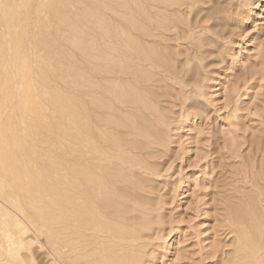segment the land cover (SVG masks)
Returning a JSON list of instances; mask_svg holds the SVG:
<instances>
[{
    "label": "rangeland",
    "instance_id": "rangeland-1",
    "mask_svg": "<svg viewBox=\"0 0 264 264\" xmlns=\"http://www.w3.org/2000/svg\"><path fill=\"white\" fill-rule=\"evenodd\" d=\"M114 1L115 0H17V1L0 0V15H1L0 22L1 21L5 22L8 19H12L13 24L16 23L14 25H17L16 27L19 28V30L16 29L15 31L17 32V34L19 33V35L23 38V40L24 39H27L29 41L35 40L32 43L30 42L32 45V46L30 45L31 46L30 51L32 50L31 53H33V54L30 53L31 55H33V57L32 56L30 57L32 58V64H34V60L36 58L37 62L35 61L36 64L34 65V67L39 68V67L44 66L43 67L44 69L46 67V69H48L46 70L48 71L47 72L48 75L45 73L46 71L44 70L43 73L45 75L42 73L43 78H45V76L48 77L50 75L49 77L51 79V80L49 78L47 79L50 82H47L46 79H45L46 82L43 81L45 85L47 84L46 86L44 85V89L47 92L45 91L46 92L45 93L43 91L44 98L42 97V101L46 102L45 106L47 107L44 106L43 107L44 109L42 108V111L47 110V113H45L44 111L43 112L45 114H42V115H39L37 113L39 111L38 110L39 107L37 106L40 100L37 101L38 99L37 98L36 99L37 102H36L34 98V101L37 104L33 106V108L36 107L37 108L36 110L38 111L33 110V113H36L35 117H34V114H32L31 115L32 117H31L30 115H28L29 113L26 116L27 117L30 116V117L27 118L25 116L26 121L31 119V122H34V124H36V130L37 129L38 130L37 132L35 131L36 135H34L32 130L30 129L31 127L29 126V124L30 125L33 124V123L32 124L30 123V120L28 121L29 123L27 124L30 128H28L27 126V128L25 129V126H24L25 123H23L24 121L20 122L18 118L13 116L10 109L9 108L7 109L6 106L8 105L10 107L11 102L9 101L8 97L6 98L4 97L5 94L3 92L7 88L10 89L9 87L10 81H5L4 76H2L3 74L0 73L1 75L0 76V79H1L0 86L2 87V90L0 89V96H1L0 104L3 105L2 107L0 105V107L2 108V110L0 108V118H1L0 119V129H1L0 130V134H1L0 135V150L2 151V152L0 151V156H2L5 159L6 158L8 159L13 154L12 152H10V150L14 152L19 151L18 154L17 152H16V155L13 154L15 157L11 158L12 160L8 159L9 163H7L8 161L4 162V164L8 168L0 164V188H1L0 189V264H66V263L67 264H77L78 262L80 264L83 262L84 264V261H86L87 263L88 262L91 263L90 261L91 259H93V261L95 260L94 262L92 261L93 264H97L98 261H99L98 264H106V263L110 264L113 261H114L113 264H115L116 262H117L116 264H124L122 263L124 261H126V264H131V263L132 264H264V204H262V199L256 200L258 195L255 196L256 194L260 192L258 187L262 189L263 184H264L262 181V178H263L262 174L264 175V167L261 168V165H263L264 163V0H172V2L171 0L170 1L169 0H159V1L158 0H152V1L146 0V2H144L145 0H133L132 2L134 5L131 3V0H122V1L116 0L117 5ZM117 1L122 2L121 4L123 5V8H126V9L120 10L121 8L119 9V7H122V5L118 3ZM142 1L145 4L149 2L147 3L148 6H146ZM156 1L158 3H156ZM162 1L165 3H163ZM152 2H155V3H152ZM5 3L8 5V10H10V12H8L6 8L7 5ZM9 4H11L12 6V7L10 6L12 11L9 7ZM110 4H112L113 7L110 6ZM124 5L130 6V7H127V6L125 7ZM136 5L137 6L139 5V6L137 7ZM50 6H52V8ZM155 6H158V7L156 8ZM16 7L20 9L18 10ZM37 8L38 10H36ZM58 8L61 12L63 11L62 15H60L61 12L57 11ZM140 8L142 9V11L139 10ZM55 9L57 11V15L55 14ZM118 9L120 13L122 12L121 14L119 12H116ZM128 9L130 11H128ZM143 9L145 12L149 13L150 17L148 16V14L146 16V13L143 11ZM51 10H54L52 11L53 13L51 12ZM131 10H133V13L128 14V12H132ZM124 11L125 12L128 11L126 13L125 19H123L124 17L123 13H125ZM134 11H136V13ZM151 12H152V15L150 14ZM50 13H52V15ZM66 15H68V17L70 16V18H68ZM127 15H129V17L133 15L134 17L132 16V20H131L130 18L128 19ZM60 16L62 17V20ZM71 17L73 18L71 19ZM126 20H130V21L128 22ZM131 21L133 22L137 21V23L133 24L132 22L131 24ZM36 22H38V24ZM78 22L80 24L82 22L83 25L82 24L81 25L82 27L83 26L86 27L85 28L86 30L84 29V27L82 29H79V27L81 28L80 24H78V27H76L75 25H77L76 23ZM60 23H63V24H60ZM19 24L20 26H18ZM131 25H133V27H136L138 29L133 28V27L131 28ZM56 26H58V28ZM129 26L130 28H128ZM61 27L62 28L65 27L63 30H65L66 32L63 31L64 33H62ZM91 27L93 28L90 29ZM108 27L113 30H109ZM124 27L125 28L127 27L126 31L133 35L129 34V37H128V35L125 33L126 31H124L125 30ZM56 29L60 31V33L62 34L61 36H60V33L55 32ZM119 29L123 31L121 32ZM44 30L46 31L44 32ZM81 30H83V32ZM90 30H91V33H90ZM117 31H119L121 34H118L119 32ZM80 32L82 34L84 33L85 35L83 36ZM107 32L110 33V35L112 34L111 36H113V38ZM24 33L26 34V36ZM92 34L94 35L93 37H96L95 39L91 36ZM65 35L66 37H68L67 38L68 40L66 39ZM121 35L124 37V39L121 37ZM2 36L4 37V35ZM58 36L61 38H59ZM131 36L134 37V39L131 38ZM54 37L56 38V40L58 39L59 41L55 43L56 40L54 41ZM120 37L123 41L124 40L125 41L123 42L120 39ZM6 38L8 39L9 36H7ZM44 38H46L47 43L45 42ZM119 39L121 40V42ZM69 40L71 44L69 43ZM73 40L76 42L75 44L72 43ZM82 40L85 41L86 45H84L85 43L83 44ZM92 40H94L95 42L97 40H98L97 42L101 41V44L97 42L95 44V42L94 41L92 42ZM106 40H107V43H110V44L115 43L114 44L115 48L113 47V45H110V44L105 45ZM116 40L118 41L117 43L115 42ZM127 40H129V42H127ZM62 41L63 42L68 41V43H65L64 45H62L63 44ZM130 41L135 42V43L133 42L134 44L133 46L131 45L132 42ZM58 42H59V45L61 44L60 47L61 46L64 47L65 50L63 49V47L61 48L63 49V51L66 52L67 55L64 54L65 52H63V55L60 54L61 50L59 51L60 48L58 49V46H59L57 45ZM81 42H82L84 49L83 47H81L82 46ZM50 43L51 44L54 43L53 45L54 46L56 45L57 49L56 47L53 48V46ZM139 43L141 44V46ZM76 44L77 45L79 44L78 45L79 47ZM135 44L137 45V48ZM73 45L74 47H72ZM88 45L96 47V50H94V47H92L93 50L87 49V48H90ZM124 45L129 46L131 49L129 47H124ZM43 46L45 47L46 51L44 50ZM139 46H140L139 51L141 50L140 52L138 51ZM99 47H102L103 49ZM161 47L162 48L164 47V48L162 49ZM78 48L79 49L81 48L83 50H79ZM109 48L111 49L112 54L114 53L113 55H115L116 57L118 56L116 59H115V56H111V53H110L111 51ZM51 49L52 50L56 49L54 50V52L59 51L60 55L56 52L55 53L56 55L58 54L59 57L61 58H59L58 55L56 57L53 51L51 53L50 51ZM105 49L107 52L104 51ZM116 49L118 50L119 53L116 51ZM47 50L50 52H47ZM133 50L135 51V53ZM136 51H138V54L141 53V55H138ZM84 52L88 54L89 59ZM123 52H126V53H123ZM92 53H94L97 60L96 58L92 57L94 56L92 55ZM101 53L107 55L108 58L105 55H102ZM53 54L55 56H53ZM80 54L82 55L83 59L82 58L81 59L85 62V65L83 64L84 62H81L82 60L80 61L81 63L78 61L80 60L79 58L81 57ZM123 54L125 56L124 58L126 59L123 58ZM128 55L129 56L131 55L130 60L128 59L129 58ZM134 55L138 56V57L135 56L136 59L138 58L137 59L138 61L135 60ZM144 55L145 57L143 58L142 56ZM47 56H51V58L55 60L50 62L49 59L51 58ZM119 56L122 59H120ZM67 57L68 58L70 57L71 59H74V60L72 61L70 58L67 59ZM102 57L104 58L105 61H103ZM105 57L107 58V61ZM42 58L44 60L45 59L47 60L44 61ZM64 58L65 60H67L68 66L71 67L73 65L72 67L73 69L71 68L72 71L70 68H67L68 66H67V63H65ZM161 58H164V59H161ZM60 59L61 60L63 59L64 62L59 61ZM98 59L103 62H99ZM108 60L110 61V63L112 62L111 66L109 65L110 63ZM156 60H158L157 63H155ZM54 61H57L59 64V66L57 67L61 68L63 66L62 67L63 69L61 68V70H65L66 72L68 71L67 73L64 71V73L60 75L61 78L55 76L53 71L49 69L50 68L49 66L51 65L55 68L57 63L56 62L54 63ZM68 61L70 62L72 61L70 63L71 65L69 64ZM91 61L94 62L93 65ZM43 62L44 63L50 62V63H48L49 65H47V63L44 65L43 64L41 65V63ZM96 62H98L99 64L97 63L98 64L97 65ZM113 62L115 63L113 64ZM51 63H54L55 65ZM64 63L65 65H62ZM79 64L80 66H83L82 69H80ZM96 65L99 67H97ZM103 65L106 67L103 68L102 67ZM135 65H138L137 68H135L136 67ZM90 66L91 68L92 66L96 68L95 70L98 72H96L94 68L91 69ZM133 66H135L134 70L130 69ZM18 67L21 68L22 66H18ZM18 67L8 68L7 71L9 72V78L11 80L12 79L14 80L17 78L18 80L17 79L16 80L20 81L19 80L20 75H16L18 74V72L19 74L21 73V71H19L20 68L18 69ZM53 67H51V69ZM107 67H108V70L115 68V71L114 69H112L113 71L111 70L112 72L108 71L106 69ZM98 68L101 71L97 70ZM118 68H121V70L120 69L118 70ZM125 68H127L128 70L126 69L127 70L126 71ZM76 69L77 71H80V72H77L78 74L76 73ZM85 69L87 70L84 71ZM102 69H106V70L104 71ZM129 70H131V72ZM135 70L138 71L139 74L136 73ZM50 72L52 73L50 74ZM100 72L104 73L103 76L107 75V78L103 77ZM112 73L114 76L111 75V77H113L114 79L110 77V74ZM132 73H133V76L136 78L132 76ZM13 74L16 76V78H12L14 76ZM64 74L66 76L63 77L62 75ZM73 75L77 78H75ZM38 76H39L38 73L34 75L33 79L34 78L35 79L33 81L30 80L32 82L30 84H31V88H34V90L37 89L35 93L39 94L41 91L38 92V90H40V88L42 87L37 88V85L39 84L40 86H42L43 83L40 82L41 78L39 79ZM68 76H69V79L71 78L70 80L67 79ZM87 76L89 78L93 76V79H96V80L100 77L99 79L101 81L99 80V82L101 83L92 80V78L87 79L88 78ZM117 76L118 77L120 76L119 77L120 79H122L123 77L125 78L122 79L121 82L120 81L118 82L117 80L119 78H117V80L115 78ZM131 76L135 80L134 79L132 80ZM36 77L38 79H36ZM85 77L86 79L83 81L82 79H84ZM108 77H110V79L108 80L109 83L107 82ZM78 78H79L78 81L81 80L80 82L82 83L83 86L81 84H78L80 83L77 81ZM65 79H67V81ZM102 79L104 82L102 81ZM54 80L55 82H53ZM59 80L62 83L64 82L63 80H65L64 84L69 81V84L67 83L64 86V84H62ZM71 80L73 83H71ZM123 80L125 81V83ZM35 81L36 82L38 81L41 84L40 83L37 84ZM88 81L97 82V85H95L96 83L94 82L91 83ZM76 82L78 83L76 84ZM50 83H52L54 86ZM54 83L55 84L57 83L58 85H56L55 87ZM103 83L106 85L105 87ZM111 83L114 86V87L112 86V88H115L114 93H113V89L111 88ZM114 83L117 84L118 86L114 85ZM129 83H131L132 85H130ZM71 84L73 86V87L71 86L72 88L68 86ZM123 84L126 87L131 86L133 88L132 89L133 91L131 90V87L128 88L129 94L132 93L130 95L128 94L129 97L126 96V94L128 93L127 92L128 90L124 91L126 87H123L124 89L122 90L121 86H123ZM101 86L104 89L101 88ZM116 86H117V89L118 88L121 89V90L118 89L120 90L118 94L122 92L119 95L117 94V92H115V90L118 91L116 89ZM49 87H51L52 89L53 87L54 89L57 88L56 90H58L59 91L58 93L60 94H58L54 89L52 90L50 88L49 90ZM60 87H63L66 93H67L66 90H68L67 94H69L68 95L69 99L66 93L65 94H63L64 92L62 93L63 88L61 89ZM106 87L109 89H107ZM134 87L137 90H135ZM70 88L72 89L71 91L72 96L69 93ZM86 88H88V90ZM73 90L78 94L76 95L77 97L81 95L80 98H77L75 96L73 97V94H76ZM84 91L87 93L88 92L89 93L92 92V93L87 94ZM98 92L103 96H100ZM38 94H35L34 96L39 97L37 96ZM92 94L93 95L95 94V95L93 96ZM112 94H116V96L113 95L114 97H112ZM121 94L123 96H126L125 99L127 101L122 100L124 99V97ZM52 95H56V96H52ZM57 95H60L62 97L61 99H59L61 101L58 100V97L60 96L57 97ZM65 95L67 96L65 98L66 101L68 99L73 103V104L70 103L72 105H69L70 101L69 102L67 101L68 102L67 105H69V108L71 110L72 108H74L76 104H78L76 105L78 107L80 106V104L82 105V103L83 105L84 104L86 105V106L82 105L84 107L82 109H81L82 106L79 107L82 111L88 110L86 113H90V116H88L89 114L83 115V116L86 115L83 121H86L85 119L90 118L89 120L87 119L86 121L87 125L89 121L90 128H84L83 130L88 132L91 129L93 130L95 140L99 138L98 139L99 141L96 140V143H97L96 148L97 150L99 149L98 152L100 153L96 154V156L101 158L100 160L101 162L95 161L93 163L96 164L95 165L96 171L101 172V173L97 172L96 174L102 177L101 174L103 173L102 175L106 177L105 180L102 177L103 181L106 182V179L108 180L107 185H104L106 186V188H104L103 186H100V189L102 190L101 192H102L103 199L105 198L107 202L106 203L105 201H103V203L105 202L108 205L107 208L105 209L103 208L102 211L104 212H101V214L107 215L106 216L107 219L113 217L110 220L108 219L109 222L112 224L108 223V221L107 223L113 227H115L114 224L117 223L116 228H115L116 230L110 227L114 233L111 232L110 228L107 230L106 226L109 227V225L106 222L102 223V221L103 222L106 221V219H101V217L105 215L99 216L95 213L93 214L92 212H90L89 214L88 210H84L83 213L86 216L83 217V214L82 213L80 214V219L77 221V223L78 222L79 224L81 223L79 226L78 224H75V227L74 225H72V223L73 224L76 223L75 221L74 222L70 221L71 223L68 222V220H71L70 218H72V220H75L76 217L72 215H71L72 217L71 216L67 217V223H68L67 229L69 230V228L71 227L69 231L70 235L68 234V230H67V236L65 235L61 237V228L63 224L62 219H61L62 216H61V212H57L61 210L60 209L61 206H59L61 203L60 196H58L59 192L61 191L60 190L61 189L60 186L62 185L61 182L62 180H65L67 178L65 174L70 173L71 176L74 175L73 176L74 178L77 176L76 175L77 170L75 168L78 167L79 162L80 164L82 163V165L84 162L83 166L87 167L86 163L88 162H85V161L89 160L88 157L90 156V152L92 150L90 144L89 146H87L90 148H87L85 146L86 142L84 140L86 139V136H83V138L81 137L82 140L80 141L77 140V138H76L77 141L74 138H72L73 135L75 136L76 132L72 130V127H71L72 125H70V123H72L71 121H73L74 119L69 122L68 117L69 118L71 117V119L74 118L71 116L73 115L74 112H75L74 114L76 117V113H77L76 109H78V107L77 108L75 107L74 112L71 113L72 111L68 110L69 109L68 106L66 107H67V112L69 113L70 111V116H68L69 114L67 112H66L67 114L65 113V117L67 115L66 117L67 122L65 121V123L69 122L68 128H70L71 131L70 129L66 131V133L68 132L67 141L66 143L63 142L64 146L65 145L66 146L65 147L62 146V148H60V145H62L63 134L62 132L60 134L61 128L58 125L60 123L57 120L58 117H55L56 119L55 120L53 116L57 113V115L55 116H59V121H61L60 119L62 118L60 115H62V113L61 111H58L57 108L59 107L58 105H60L59 102H61V104L64 102L66 103V101L63 100ZM96 95L98 98L95 97ZM120 95L122 99L120 98ZM70 97H73L76 100L74 101L77 103H75L72 100L73 98L70 99ZM102 97L104 98L106 97L107 102L109 101V98H110L112 102L111 101L109 102H111L112 104L116 98V100L114 101V105L110 103L109 104L106 103L107 104L106 105L104 103L106 102L105 101L106 99L104 100L103 98L104 100L103 102V100H101ZM134 97H135V100L133 101L130 100ZM88 98L90 102H88L89 101ZM91 98L93 100H91ZM51 99H53V104L55 105L56 103L57 106L55 105L51 107L50 104H48V103H51L52 105ZM54 99L55 100L57 99L58 102L57 101L54 102ZM78 99H82L84 101L81 103L82 100L80 101ZM130 101L133 104H131ZM135 101L136 102L139 101L138 104H140L143 108L141 109L140 105H138L139 107H136L137 103ZM91 102L94 103L96 110L94 109V106L89 105ZM100 102H102L101 104L102 109H100V106H99ZM93 103L91 104L93 105ZM88 105H89V109H87ZM105 105L107 106V108L109 107V105L110 106L112 105V107L108 108V111H107L106 110L107 108ZM4 106L6 107V109ZM114 106L116 107L114 108ZM134 106L136 109L134 108ZM53 107L54 108L57 107L56 108L57 111L53 110L55 114L52 113ZM103 107H105L104 110H103ZM111 108L115 110L111 111L110 110ZM116 108H118L119 111L118 110L116 111ZM122 109L124 111H122ZM150 109L152 110L153 113L151 112ZM94 110L97 111V113ZM85 111L83 113H85ZM92 111L96 113L92 115L93 117L95 116V118L97 117L102 118V119L97 118V120L102 121L103 125L101 122L97 120L95 121V118L91 116V114H93ZM40 112H41V109H40ZM102 112H105V113L102 114ZM109 112H110V115L112 116H109ZM111 112L112 113L115 112L114 113L115 115L112 114ZM124 112H126L127 114ZM10 113L11 115L9 116ZM137 115H138V118H137ZM46 116H49L50 118ZM125 116L128 117L129 119L128 122L129 123L131 122V124L126 123L127 118H125ZM111 117L113 119L112 122L115 121V123L114 122L113 123L116 124L117 129L115 128V125L111 122ZM123 117L125 118L126 121L123 120ZM9 118H11V120L14 122L12 121L9 122ZM103 118H105L104 121H103ZM47 119L48 121H45ZM63 119L65 118L63 117ZM117 120L118 121L120 120L123 124L119 123L120 121L118 122ZM52 121L54 122L52 123ZM116 121L118 123H116ZM108 122H110L111 124ZM144 122H145V125H144ZM15 123L18 125H15ZM49 123L50 125L52 123V125H51V128H47L48 131L50 132H47L46 136L47 137L50 136L52 143H54L55 139L57 138L56 139L57 143L55 142L54 145L52 144L51 146H49L51 144L50 143L51 140H49L48 145H46L47 143H45V145L49 147L48 149L47 147L45 148L42 147V145L40 144L42 139L41 140L39 139L40 138L39 131H43L42 133L45 136V132L43 128L45 125H49ZM96 123L97 125L93 127ZM13 124L19 127L15 128ZM99 124H100V128L102 126L104 127L103 130L105 129V127L109 128L111 126L109 130L115 133L110 132L108 129L105 130L106 131L105 133L102 132L103 130L100 131V129L98 128ZM135 124L139 126L136 127ZM11 125H13L14 128ZM123 125H125V127ZM54 126H58L60 129V131H58L60 135L57 134L59 135L57 137H56V131L59 129ZM23 127H24V130L28 131V133L24 132ZM134 127L136 129L140 128L138 129L139 131L134 129L136 131L133 132L134 130L132 128ZM95 128H96V131H95ZM12 129L14 130L12 131ZM17 129H18V132H16ZM97 130H99L100 132ZM120 130L127 137L124 136V134L122 135V133H118V131L120 132ZM142 130L144 134L139 135L141 139L136 138L138 137L137 135L139 132H140L139 134H141ZM72 131L75 133H73ZM130 131H131V136L133 133H135L133 134L134 137L132 136V139L130 137ZM107 132H109L110 135L111 134L113 136L116 135L117 140L114 137H112V135L111 137L107 135L108 134ZM101 133L106 134L108 137ZM98 134L100 137L103 136L102 137L103 140L105 136L108 139L112 138L113 140L111 139V141L114 142V146L110 145L109 142H108L109 145L106 146L107 142L105 143V140L103 141L102 138L98 136ZM120 134L124 136L125 138H123ZM70 135H72V137H70ZM26 136H29L32 138L29 139ZM6 137L8 139H5ZM58 138H59V142H58ZM107 138L105 139L107 140ZM125 139H127L128 141L127 140L125 141ZM8 140L9 142L10 141L12 142L7 143ZM39 140H40V143H39ZM131 140H133L134 142ZM5 141L7 142L5 143ZM83 141H84V144H83ZM123 142H126V144H124L125 146H122ZM58 143H61V144H59L58 146ZM78 143L79 145L83 144L82 148L78 145ZM87 143H90V142H87ZM24 144L27 145V148L25 147L26 145L24 146ZM42 144L43 146H45L44 143ZM72 144H74L76 148H74ZM98 144L99 145L101 144V146H99ZM55 145L57 146V148L54 147ZM29 147L32 150L31 154H29V152H31V150H29ZM41 147L44 150H42ZM102 147L104 148L102 149ZM138 147H140L139 148L140 151L139 149H137ZM23 148L26 149L25 152ZM50 148L52 149L54 148L55 153L57 157L59 158L56 157L55 153ZM110 148L112 149L110 150ZM59 149L63 151H60ZM73 149L76 152H74ZM117 149L118 150L121 149V151L119 150V153H118L116 152L118 151ZM125 149L126 150L129 149L133 152L131 153L130 151L127 152ZM112 150H114V153ZM123 150L125 153L123 152ZM5 151L7 152V154L5 153ZM8 151L11 154L10 156H7L9 155ZM64 151H66L65 152L66 155L63 156L62 153H64ZM80 151H83L84 153L83 155L87 156L86 158L84 156V159L82 161H80V159L78 160V155H76V153L79 154ZM85 151L88 153V155L85 154L86 153ZM105 151L109 153L110 151H112L111 155L114 154L117 157L120 156L118 157L119 159L115 156L109 159H111L110 161L112 163H113L112 160L114 161L116 160L115 162L118 164L121 162L120 165L122 166L118 165L119 167L117 168V165H116L113 167V168L115 167L116 168L113 169L111 166H113L115 163H113L112 165L109 162V159L102 160L104 157L102 156L101 153ZM50 152L51 153L53 152L54 154H50ZM39 153L41 155H38ZM132 153H134L135 156ZM43 154H45V157ZM59 154L61 155L59 156ZM5 155L7 157H5ZM18 155L21 157H18ZM24 155L27 158L26 162H28V164L26 163L27 169L25 171H23L24 170L23 165H25L24 161L26 159ZM42 155L43 157H41ZM46 155H47V158H46ZM50 155H54L55 157L51 156V158H56V161L58 162L56 163L55 159L54 160L52 159L53 161L51 160V158L48 159ZM131 155L134 158L138 156V159L137 158L132 159L133 157H130ZM21 158L22 160H17ZM30 158L33 159L32 163L33 161H35V163L33 164L39 166L40 168L39 171L37 170L38 174H37V171H35L36 175L38 176H36L33 172L34 170L38 169L37 166L36 168H34L35 165H33L34 167L31 166L32 167L31 169L33 171L29 169L30 167L28 168L30 164L32 165V163H30ZM44 158L45 160L48 159L46 160L47 163L45 162ZM14 159L16 160L15 161L16 165L13 164L14 165L13 168L9 169L12 167V163ZM70 159L71 161H69ZM42 160H44L45 162L44 164L46 168L42 164L43 163ZM62 160L64 163L62 162ZM74 160H77V161H75L76 164L73 163L74 164L73 165L70 162ZM252 161L254 162V164L252 163ZM259 161H261L262 164L261 162L257 163ZM16 162H19V163L17 164ZM48 162L50 163L48 164ZM59 162L62 163L63 165L59 164ZM103 162L105 163V165ZM132 162H133V165H131ZM21 163H22V166H19L21 165ZM55 163L57 166L55 165ZM98 163H101V164H98ZM50 164L52 165L49 167ZM257 164H260V166ZM53 165H54V169L57 167L59 171L58 172L55 169L57 171V174L58 173L64 174L65 177H63L64 175H61L62 176L61 177L59 174L58 176H56V171L54 169H52L54 170V172L49 171L51 170V167L53 168ZM125 165L128 167H126ZM129 165H130V169H129ZM250 165L259 166L257 167L259 172H257L256 166L252 168L250 167ZM62 166H63V169H62ZM103 166L104 167L107 166L108 171H107V168L103 170L104 168ZM132 166L134 167L136 166V167L132 168ZM14 167H15V171L13 173L12 170H14ZM24 168H26V166ZM120 168H122L121 171L123 170V172L120 171L121 174L123 175L125 173L123 176L127 175L126 177L120 176L121 174L118 172ZM260 168H261V171L263 170L261 174H260ZM61 169L63 172L61 171ZM30 170L32 173L30 172ZM41 170L44 173L45 179L42 178L43 173L42 175H40ZM68 170L70 172H68ZM72 170L73 172H71ZM255 170L257 173L255 172ZM110 171L114 173L112 174ZM27 172L28 173L30 172L31 176L32 174H34L32 177L30 176V174L28 175L31 177V182L33 180L32 182L33 184L34 182H36L34 185L38 186L39 191H38V188L36 189L37 186H34L29 181L30 177L28 175H25V173L27 174ZM49 174L50 175L54 174L51 179H48L49 177H51L49 176ZM70 175L68 174L67 179L70 178L69 177ZM98 175H96L97 178H98ZM255 175L257 176L259 175L258 178L260 179L256 182V184H255V181L258 178L255 177ZM39 177L42 178V182H45L47 184V185L44 184L48 186L47 188L46 186H44L43 189L41 188L43 184L41 186L40 180H36V178L38 179ZM57 177H59V179ZM60 177L62 178V180L61 182L59 181L60 183L59 184L58 180H60ZM73 177L71 178L73 179ZM67 179L65 183L66 185L69 186L71 182L67 184ZM116 180L120 183L117 184ZM55 184L56 185L59 184L57 185L59 188L56 187ZM32 185L35 188L32 187ZM253 185L256 188H254ZM117 186L119 189L117 188ZM71 187H72V183H71ZM42 190L44 191L46 190L45 191L46 193L44 191L42 192ZM57 190L58 192H56ZM133 190L135 191L136 194L134 193ZM103 192H105L104 194L107 197V199L104 196ZM127 192L129 195H127ZM52 193H55V194H52ZM110 193L115 194V196H113L112 194L110 195ZM118 193L122 194L123 197L117 196ZM43 194H46L45 198L42 196ZM48 195H50L49 196L50 198L52 197L51 199H53L54 202L53 201L50 202L49 197H47ZM124 195L126 198L124 197ZM132 196H134L135 198ZM108 197L112 199L109 200ZM122 198H125V199H122ZM253 198L254 199L256 198V199L254 200ZM103 199L100 198L99 200L102 202ZM121 199L123 200V203ZM44 201H47V202L44 203ZM242 201L245 203H243ZM115 202L118 204V206H115L116 205ZM42 203H44V205ZM242 203L245 205H243ZM121 204H124V205H121ZM240 204L241 206L243 205L245 208L243 206L241 208ZM49 205H53L54 207L53 206L52 207L50 206V208L48 207L49 208V211H48L46 209H47V206ZM112 207L113 208L116 207L117 209L116 208L113 209ZM126 208H128V210ZM243 208L245 210H243ZM55 209H59V210L56 211ZM111 209H113L114 211H112ZM119 209L120 211L123 210V212H120ZM239 209L241 211H239ZM43 210H44V213H43ZM47 211L49 215L45 213ZM116 211H118L117 214H116ZM85 212L87 214H85ZM112 212L115 213L116 216L120 212L119 214L121 213L124 215L126 214V215H129V217L122 215L123 217H125L123 218L121 215H118V218H117L114 214H110ZM241 212H242L243 221L240 218ZM91 213L96 218L92 217L93 215ZM46 214L51 217V219L49 217H47V219L52 220V223L54 222V224H51L50 221L47 219H46L47 221L46 220L44 221L43 218L44 217L46 218L47 216ZM58 214H60V218H58L59 217ZM237 214H239L238 215L239 217L238 216L236 217ZM89 215L91 216L92 219L90 218ZM119 216H121V218ZM115 217L117 220H114ZM133 217L134 219H136L135 221L131 220L133 219ZM89 218L91 219L92 222L90 221ZM122 218L126 219L127 222L125 220H121ZM128 218H131L130 219L131 222L128 221L129 220ZM86 219H89V221H86ZM96 219L97 220L99 219L98 220L99 223L95 221ZM118 220H120L121 223ZM56 221L60 222V224L57 223ZM115 221H118L120 225L118 222H115ZM95 222H97L99 226L102 225L101 228L104 227V229L106 230L105 239L95 238L96 232L86 228V226L88 227L89 225H94ZM134 222L136 223L134 224ZM47 223H48L47 227L50 226L51 228L52 226V228L50 229L52 231H48L49 229L46 227ZM86 223H89V224L86 225ZM122 223H123V227H125L124 225L126 223H128V225L126 224L127 226L124 229L123 227L120 228ZM69 224L71 226H69ZM258 224H260L261 226ZM117 225L119 226V228H117L118 227ZM130 225L133 226L131 230L134 232L130 230L131 228ZM129 226L130 228L128 229L127 227ZM78 227L81 230H78V229L76 230V228ZM45 228L48 230H46ZM57 228L59 229V231L57 230ZM122 230H126V232L123 233L124 231ZM128 230H130L133 234H135V236L133 235L135 238L129 236L130 234L127 235L128 233H130V231L127 232ZM73 231H76V232L74 233ZM80 231L84 232L83 233L84 236L81 234ZM116 231L121 232L123 236L121 237L120 233L118 235ZM55 232H57V234H55ZM109 232L110 234L107 236ZM73 233L77 235H73ZM78 233L80 234V237ZM86 234L88 235L86 236ZM125 234L127 238L125 237ZM57 235H59L58 236L59 238L56 237ZM110 235L111 236L115 235L116 237L112 236L113 238L111 239ZM52 236L56 237V240ZM77 236L78 238H75ZM50 237H52L53 239H51ZM71 237H74L75 241ZM128 237L130 239H134L135 243H132ZM127 239L130 245L127 243L126 241ZM82 240H84L83 241L84 244L81 242ZM85 240H87V243L85 242ZM96 240L97 241L100 240V242L102 241L103 242L100 243V242H97ZM107 240L110 241L109 244ZM112 240L114 243L112 242ZM90 242L92 244L94 242L95 245L90 244ZM57 243L62 244L63 247H61ZM78 244L79 246L81 244L80 247L82 249L78 247ZM110 244L111 245L115 244L114 246L116 248L117 247H119V249L122 248L120 249L121 251L118 248H117L118 250L115 249L114 246L113 247L110 246ZM132 244H134V246ZM131 245L134 247V250H133V247H130ZM59 246L62 248V249L60 248L61 250L57 249L59 248ZM94 246L96 247L92 248ZM100 247L101 248L103 247V248L100 250ZM106 248H108L107 251H106ZM68 249L70 250L71 253L68 252L69 251ZM88 249H92V250H88ZM111 249L113 252L111 251ZM116 250L119 252H117ZM91 251L92 252L95 251L97 253H94L95 254L94 255ZM99 251H101L102 253L101 255H99L100 254ZM115 251L117 252L115 253V256H117L118 258L115 257L113 254ZM84 252H87L89 254L87 253L83 254ZM77 254H79L81 258L77 256ZM103 254L104 256H102ZM72 255H74L73 257H79L78 258L79 261H77L78 260L77 258H76L77 260H75V258L71 257ZM110 255H111V258H110ZM66 256L68 258L69 257L73 258L72 262L70 258H69L70 261L67 260L68 258ZM96 256L97 257L101 256L100 258L104 260L103 262L105 263L101 262L102 260L97 258ZM119 256L122 258L120 259ZM95 257L97 258V260L94 259ZM107 258L109 261L107 260ZM115 260H118V261L115 262ZM86 262L85 264H87Z\"/></svg>",
    "mask_w": 264,
    "mask_h": 264
},
{
    "label": "bare ground",
    "instance_id": "bare-ground-1",
    "mask_svg": "<svg viewBox=\"0 0 264 264\" xmlns=\"http://www.w3.org/2000/svg\"><path fill=\"white\" fill-rule=\"evenodd\" d=\"M15 1H17V0H15ZM121 1H122V0H121ZM132 1H133V0H131V3L133 4ZM151 1H152V0H151ZM158 1H159V0H158ZM169 1H170V0H169ZM169 1H168V2H169ZM114 2L116 3V0H115ZM117 2L120 3V4L122 3V2H119V1H117ZM123 2H124V1H123ZM136 2H137V1H136ZM142 2H143V1H142ZM144 2H146V0H145ZM144 2H143V3H144ZM162 2H163V1H162ZM162 2H161V3H162ZM171 2H172V0H171ZM171 2H170V3H171ZM126 3H127V2H126ZM137 3H138V2H137ZM147 3H149V2H147ZM147 3H146V4L144 3V4H145L146 6H148ZM152 3H155V2H152ZM156 3H158V2L156 1ZM159 3H160V2H159ZM163 3H165V2H163ZM5 4H6V3H5ZM113 4H114V3H113ZM124 4H125V3H124ZM128 4H129V2H128ZM132 4H131V5H132ZM139 4H140V3H139ZM6 5H7V4H6ZM56 5H57V4H56ZM114 5H115V4H114ZM116 5H117V3H116ZM121 5H122V4H121ZM133 5H134V4H133ZM10 6H11V4H9V7H10ZM88 6H89V5H88ZM105 6H106V5H105ZM110 6L113 7L112 4H110ZM124 6L126 7L127 5H124ZM136 6H137V5H136ZM138 6H139V5H138ZM138 6H137V7H138ZM160 6H162V5H160ZM11 7H12V6H11ZM11 7H10V9H11ZM50 7L52 8V6H50ZM57 7H59V6H57ZM127 7H130V6H127ZM137 7H136V8H137ZM144 7H145V6H144ZM155 7L157 8L158 6H155ZM169 7H170V5H169ZM6 8H7V10H8V5H7ZM16 8H17V7H16ZM24 8H25V7H24ZM28 8H30V7H28ZM51 8H50V9H51ZM120 8H121V9H120ZM136 8H135V9H136ZM145 8H146V7H145ZM153 8H154V7H153ZM160 8H161V7H160ZM162 8H163V7H162ZM2 9H3V7H2ZM17 9H18V8H17ZM17 9H16V10H17ZM19 9H20V8H19ZM19 9H18V10H19ZM53 9H54V8H53ZM56 9H57V8H56ZM56 9H55V14L57 15V11H59V12H61V11L59 10V8H58L57 11H56ZM60 9H61V8H60ZM93 9H94V8H93ZM119 9H120V10H125L126 8H123V5H122V7H119ZM119 9H118L116 12H119ZM137 9H138V8H137ZM158 9H159V8H158ZM158 9H157V10H158ZM21 10H22V9H21ZM21 10H20V11H21ZM36 10H38V8H37ZM62 10H63V9H62ZM139 10L142 11L141 8H140ZM161 10H163V9H161ZM172 10H173V9H172ZM11 11H12V9H11ZM52 11H54V10H51V12H52ZM128 11H130V10L128 9ZM128 11H127V12H128ZM131 11H132V12H128V14L133 13V10H131ZM136 11H138V10H136ZM136 11H134V12L136 13ZM143 11H144V9H143ZM8 12H10V10H8ZM16 12H17V11H16ZM41 12H42V11H41ZM124 12H125V11H124ZM127 12L123 13V16H124V17L122 16L123 19H125V17H126V13H127ZM144 12H145V11H144ZM159 12H160V11H159ZM11 13H12V12H11ZM14 13H15V12H14ZM20 13H21V12H20ZM52 13H53V12H52ZM52 13H50V14L52 15ZM81 13H82V12H81ZM89 13H91V12H89ZM119 13H120V12H119ZM121 13H122V12H121ZM121 13H120V14H121ZM135 13H134V14H135ZM145 13H146V16H147V14H148V16H149V13H147V12H145ZM21 14H22V13H21ZM62 14H63V11L61 12L60 15H62ZM116 14H117V13H116ZM124 14H125V15H124ZM150 14L152 15V12H151ZM3 15H4V14H3ZM8 15H9V14H8ZM23 15H24V14H23ZM23 15H22V16H23ZM34 15H35V14H34ZM56 15H55V16H56ZM68 15H69V14H68ZM68 15H66V16L68 17ZM89 15H90V14H89ZM0 16H1V15H0ZM35 16H36V15H35ZM75 16H76V15H75ZM132 16H133V15H132ZM132 16L129 17V15H127L128 19L130 18L131 20H132ZM144 16H145V14H144ZM60 17H61V16H60ZM63 17H64V16H63ZM90 17H91V16H90ZM133 17H134V16H133ZM149 17H150V16H149ZM153 17H154V16H153ZM11 18H12V17H11ZM16 18H17V17H16ZM40 18H41V17H40ZM40 18H39V19H40ZM57 18H58V17H57ZM64 18H65V17H64ZM68 18H70V16H69ZM72 18H73V17H71V19H72ZM79 18H80V17H79ZM2 19H3V18H2ZM52 19H53V17H52ZM58 19H59V18H58ZM58 19H57V20H58ZM74 19H75V17H74ZM3 20H4V19H3ZM35 20H36V19H35ZM49 20H50V19H49ZM61 20H62V17H61ZM170 20H171V19H170ZM45 21H46V20H45ZM51 21H52V20H51ZM54 21H55V19H54ZM66 21H67V20H66ZM74 21H75V20H74ZM84 21H85V20H84ZM86 21H87V20H86ZM126 21L129 22L130 20H126ZM161 21H162V20H161ZM15 22H16V21H15ZM19 22H20V21H19ZM27 22H28V21H27ZM41 22H42V21H41ZM67 22H68V21H67ZM128 22H127V23H128ZM132 22H133V21H131V24H132ZM25 23H26V22H25ZM36 23L38 24V22H36ZM45 23H46V22H45ZM70 23H71V22H70ZM74 23H75V22H74ZM84 23H85V22H84ZM105 23H106V22H105ZM134 23L136 24L137 21H134L133 24H134ZM161 23H162V22H161ZM14 24H16V23H14ZM14 24H13L12 19H8V20H6L5 22H4V21H1V22H0V73L3 74L2 76H4L5 81H10V84H9L10 89L7 88V87H8V86H7V87H6L7 89L5 90L6 92H5V91L3 92V93L5 94L4 97H5V98L8 97V98H9V101L11 102V103H10V107H9L8 105H7L6 107H7V109H8V108L10 109L11 113L13 114V116L16 117V118H18V120H20V122H23V121H24L23 123H25V125H24L23 123H22V124L25 126V129H26L27 126H28L27 124L29 123V122H28L29 120H30V123H31V124H32V123L34 124V122H31V119H29V120L26 121L25 116L29 113L28 115L31 116L32 114H34V117H35V114H36V113H33V110L35 111L37 108H36V107L33 108V106H35V105L37 104V103H36L37 101L40 100L39 103H38V106H37V107H39V108H38L39 111L36 110V111H38L37 113H38L39 115H42V114L47 113V110H45V111L43 110L45 113L42 111V108L45 106V103H46V102L42 101V97L44 96V95H43V94H44L43 91H44V92L46 91V90L44 89V85H45V84L43 83V81L46 82L45 79H46V80H47L48 78L50 79V77H49L50 75H49L48 77L45 76V78H43V74H44L43 71H44V70L46 71V70H48V69H46V67H45V69H44V68H43L44 66H43V67H39V68L34 67V65L36 64V63H35L36 58H35V60H34V64H32V58H30V57H31V56L33 57V55H31V54H33V53H31L32 50L30 51V49H31L30 47L32 46L31 43L34 42L35 40H34V41H32V40L29 41V40H27V39H24V40H23V38L19 35V33L17 34V32L15 31L16 29L19 30V28H17V27H16L17 25H14ZM22 24H23V23H22ZM27 24H28V23H27ZM60 24H63V23H60ZM76 24H77V25H75V26L78 27V24H80V23L78 22V23H76ZM81 24H82V22H81ZM81 24H80L81 28L79 27V29H82V28L84 27V26L82 27L83 24H82V25H81ZM108 24H109V23H108ZM180 24H181V23H180ZM43 25H44V23H43ZM55 25H56V23H55ZM162 25H163V24H162ZM175 25H176V24H175ZM18 26H20V24H19ZM28 26H29V25H28ZM60 26H62V25H60ZM103 26H104V24H103ZM107 26H108V25H107ZM109 26H110V25H109ZM118 26H119V25H118ZM134 26H135V25H134ZM155 26H156V25H155ZM30 27H31V25H30ZM56 27L58 28V26H56ZM105 27H106V26H105ZM132 27H133V25H131V28H132ZM24 28H26V27H24ZM61 28H62V27H61ZM61 28H60V29H61ZM64 28H65V27H63V28L61 29V30H62V31H61L62 33H64L63 31H65V30H63ZM85 28H86V27H84V29H85ZM92 28H93V27H91L90 29H92ZM108 28H109V27H108ZM108 28H107V29H108ZM122 28H123V27H122ZM128 28H130V26H129ZM133 28H136V27H133ZM155 28H156V27H155ZM158 28H159V27H158ZM77 29H78V28H77ZM79 29H78V30H79ZM87 29H88V28H87ZM124 29H125L124 31H126L127 27H126V28L124 27ZM136 29H138V28H136ZM140 29H141V28H140ZM27 30H28V29H27ZM85 30H86V29H85ZM109 30H113V29H110V28H109ZM109 30H108V31H109ZM117 30H118V29H117ZM119 30H120V29H119ZM30 31H31V30H30ZM38 31H39V30H38ZM45 31H46V30H44V32H45ZM81 31L83 32V30H81ZM120 31L122 32L123 30H120ZM129 31H130V30H129ZM142 31H143V30H142ZM18 32H19V31H18ZM55 32L60 33V31H58L57 29H56ZM65 32H66V31H65ZM78 32H79V31H78ZM109 32H110V31H109ZM112 32H113V31H112ZM117 32H119V31H117ZM145 32H146V31H145ZM145 32H144V33H145ZM147 32H148V31H147ZM25 33H26V32H25ZM25 33H24V34H25ZM80 33H81V32H80ZM86 33H87V32H86ZM90 33H91V30H90ZM90 33H89V35H90ZM92 33H93V31H92ZM107 33H108V32H107ZM125 33H126V34L128 35V37H129V34H130V33H128L127 31H126ZM148 33H149V32H148ZM24 34H22V35H24ZM26 34H27V33H26ZM26 34H25V36H26ZM37 34H38V33H37ZM55 34H56V33H55ZM68 34H69V33H68ZM81 34H82V33H81ZM87 34H88V33H87ZM108 34L110 35V33H108ZM118 34H121V33L119 32ZM123 34H124V33H123ZM153 34H154V33H153ZM161 34H163V33H161ZM2 35H4V37H3ZM32 35H33V34H32ZM56 35H57V34H56ZM61 35H62V34L60 33V36H61ZM82 35L84 36L85 34L83 33ZM106 35H107V34H106ZM109 35H108V36H109ZM111 35H112V34H111ZM111 35H110V36H111ZM127 35H126V36H127ZM130 35H133V34H130ZM146 35H147V34H146ZM148 35H149V34H148ZM154 35H155V34H154ZM7 36H9L8 39L6 38ZM54 36H55V35H54ZM63 36H64V35H63ZM80 36H81V35H80ZM91 36L93 37L94 35L92 34ZM124 36H125V35H124ZM144 36H145V35H144ZM58 37H59V36H58ZM65 37H66V35H65ZM65 37H64V38H65ZM70 37H71V36H70ZM92 37H90V38H92ZM105 37H106V36H105ZM111 37L113 38V36H111ZM118 37H119V36H118ZM121 37L124 39V37H123L122 35H121ZM121 37H120V39H121ZM27 38H28V37H27ZM59 38H61V37H59ZM67 38H68V37H66V39H67ZM93 38L95 39L96 37H93ZM106 38H107V37H106ZM108 38H109V37H108ZM131 38L134 39V37H132V36H131ZM44 39H45V42H46V41H47L46 38H44ZM70 39H71V38H70ZM88 39H89V38H88ZM120 39H119V40H120ZM55 40H56V38L54 37V41H55ZM62 40H63V39H62ZM67 40H68V39H67ZM102 40H103V39H102ZM104 40H105V39H104ZM111 40H112V39H111ZM121 40H122V39H121ZM121 40H120V42H121ZM129 40H131V39H129ZM129 40H127V42H129ZM162 40H163V39H162ZM28 41H29V42H28ZM49 41H50V40H49ZM49 41H48V43H49ZM51 41H52V40H51ZM57 41H59V40L57 39V40L55 41V43H56ZM63 41H64V40H63ZM63 41H62V42H63ZM73 41H74V40H73ZM73 41H72V43L75 44L76 42H75V41L73 42ZM82 41H83V40H82ZM93 41H94V40H92V42H93ZM97 41H98V40H97ZM97 41H96V42H97ZM122 41H123V40H122ZM124 41H125V40H124ZM124 41H123V42H124ZM134 41H135V40H134ZM134 41H133V42H134ZM160 41H161V40H160ZM30 42H31V43H30ZM94 42H95V41H94ZM96 42H95V44H96ZM108 42H109V41H108ZM115 42L117 43L118 41L116 40ZM130 42H132V41H130ZM133 42L131 43L132 46L134 45ZM135 42H136V41H135ZM135 42H134V43H135ZM38 43H39V41H38ZM46 43H47V42H46ZM46 43H45V44H46ZM51 43H52V42H51ZM51 43H50V44H51ZM65 43H68V41H67V42H63L62 45H64ZM69 43H70V40H69ZM84 43H85V41H83V44H84ZM87 43H88V42H87ZM97 43H100V44H101V41H100V42H97ZM106 43H107V40L105 41V45H109V44H110V43H107V44H106ZM136 43H137V42H136ZM42 44H43V43H42ZM53 44H54V43H53ZM53 44H51V45L53 46V48L56 47V49H57V46H56V45L54 46ZM70 44H71V43H70ZM88 44H89V43H88ZM100 44H99V45H100ZM114 44H115V43H114ZM114 44L112 43V44H110V45H113V47L115 48V45H114ZM127 44H128V43H127ZM139 44H140V43H139ZM150 44H151V42H150ZM150 44H149V45H150ZM30 45H31V46H30ZM38 45H39V44H38ZM57 45H59V42H58ZM60 45H61V44H60ZM60 45L58 46V49L60 48V49H59V51L61 50L60 54L63 55V52H65V51H63L64 47L61 46V47H63V49H62V48L60 47ZM76 45H77V44H76ZM78 45H79V44H78ZM78 45H77V46H78ZM81 45H82V42H81ZM81 45H80V46H81ZM84 45H86V43H85ZM102 45H103V44H102ZM128 45H129V44H128ZM88 46H89L90 48H87V49H92V50H93L92 47H94V46H91V45H88ZM135 46H136V48H137V45H136V44H135ZM140 46H141V44H140ZM140 46L138 47V51H139V49H140ZM161 46H162V45H161ZM43 47H44V46H43ZM72 47H74V45H73ZM78 47H79V46H78ZM81 47H83V45H82ZM97 47H98V46H97ZM116 47H117V46H116ZM124 47H129V46L124 45ZM145 47H146V46H145ZM75 48H77V47H75ZM99 48L103 49L102 47H99ZM129 48H130V47H129ZM136 48H135V49H136ZM161 48H162V47H161ZM163 48H164V47H163ZM163 48H162V49H163ZM49 49H50V48H49ZM56 49H53V50L51 49V50H50L51 53H52V51H53V53H54L55 55H56V53L59 54V51H55L56 53L54 52V50H56ZM78 49H79V48H78ZM83 49H84V47H83ZM83 49L80 48L79 50H83ZM87 49H86V51H87ZM109 49H110V48H109ZM112 49H113V48H112ZM124 49H125V48H124ZM130 49H131V48H130ZM158 49H159V48H158ZM165 49H166V48H165ZM44 50H45V47H44ZM64 50H65V49H64ZM94 50H96V47H94ZM128 50H129V49H128ZM146 50H147V49H146ZM148 50H149V49H148ZM155 50H157V49H155ZM45 51H46V50H45ZM50 51L47 50V52H50ZM100 51H101V50H100ZM104 51L107 52L106 49H105ZM110 51H111V49H110ZM113 51H114V50H113ZM116 51L118 52L117 49H116ZM133 51H134V50H133ZM138 51H136L137 54H138ZM140 51H141V50H140ZM140 51H139V52H140ZM150 51H151V50H150ZM164 51H165V50H164ZM164 51H162V52H164ZM43 52H44V51H43ZM91 52H93V51H91ZM97 52H98V51H97ZM97 52H96V53H97ZM101 52H102V51H101ZM114 52H115V51H114ZM130 52H131V51H130ZM155 52H156V51H155ZM157 52H158V51H157ZM30 53H31V54H30ZM84 53H85V52H84ZM94 53H95V52H94ZM94 53H92V55H94ZM110 53H111V56H115V55H113L114 53L112 54V51H111ZM118 53H119V52H118ZM118 53H117V54H118ZM121 53H122V52H121ZM121 53H120V54H121ZM123 53H126V52H123ZM128 53H129V52H128ZM134 53H135V51H134ZM54 54H53V56H55ZM58 54H57V55H58ZM60 54H59V55H60ZM64 54H66V52H65ZM77 54H78V53H77ZM81 54H82V53H81ZM81 54H80V55H81ZM85 54H86V53H85ZM97 54H98V53H97ZM99 54H100V53H99ZM101 54H102V55H105V54H103V53H101ZM117 54H116V55H117ZM132 54H133V52H132ZM152 54H153V53H152ZM163 54H164V53H163ZM57 55H56V57H57ZM59 55H58V57H59ZM66 55H67V54H66ZM86 55H87V57H88V59H89L88 54H86ZM138 55H141V53H139ZM147 55H148V54H147ZM83 56H84V55H83ZM99 56H100V55H99ZM105 56L107 57V55H105ZM130 56H131V55H130ZM130 56L128 55L129 58L127 57L129 60H130ZM135 56L138 57L137 55H134V58H135ZM158 56H159V55H158ZM47 57L51 58V56H47ZM56 57H55V58H56ZM64 57H65V56H64ZM74 57H75V56H74ZM76 57H77V56H76ZM79 57H80V56H79ZM84 57H85V56H84ZM92 57L96 58L95 55L92 56ZM97 57H98V55H97ZM106 57H105V58H106ZM117 57H118V56H117ZM117 57L115 56V59H116ZM124 57H125V56H124V54H123V58H124ZM139 57H140V56H139ZM142 57L144 58L145 55L142 56ZM142 57H141V58H142ZM146 57H147V56H146ZM161 57H162V56H161ZM59 58H61V57H59ZM69 58H70V57H69ZM69 58L67 57V59H69ZM81 58H82V55H81V57L79 58L80 60H78L77 58H76V59L80 62V61L83 59V58H82V59H81ZM107 58H108V57H107ZM107 58H106V61H107ZM119 58H120V56H119ZM143 58H142V59H143ZM152 58H154V57H152ZM157 58H158V57H157ZM42 59H43V58H42ZM51 59H52V60H51ZM51 59H49L50 62L53 61V60H55V59H53V58H51ZM70 59H71V58H70ZM76 59H75V60H76ZM86 59H87V58H86ZM88 59H87V60H88ZM100 59H101V58H100ZM102 59H103V61H105L103 57H102ZM109 59H110V58H109ZM115 59H114V60H115ZM120 59H122V58H120ZM124 59H126V58H124ZM128 59H127V60H128ZM137 59H138V58H137ZM137 59L135 58V60H137ZM139 59H140V58H139ZM145 59H147V58H145ZM158 59H159V58H158ZM161 59H164V58H161ZM43 60H44V59H43ZM46 60H47V59H45L44 61H46ZM57 60H58V59H57ZM64 60H65V58H64ZM71 60L73 61L74 59H71ZM96 60H97V58H96ZM98 60H99V59H98ZM117 60H119V59H117ZM132 60H133V59H132ZM140 60H141V59H140ZM151 60H152V59H151ZM153 60H155V59H153ZM59 61H63V59H62V60L60 59ZM72 61H71V62H72ZM103 61H100V60H99V62H103ZM108 61H109V60H108ZM111 61H112V59H111ZM125 61H126V60H125ZM137 61H138V60H137ZM141 61H142V60H141ZM157 61H158V60H156L155 63H157ZM162 61H163V60H162ZM36 62H37V61H36ZM41 62H42V61H41ZM50 62H48V63H50ZM55 62L57 63L56 66H55V68L51 65V66H49V67H50L49 69L53 71V73H54L55 76L60 77V75L63 74L65 70H61V68H62L63 66H62L61 68H60V67H57V66H59V64H58L57 61H54V63H55ZM63 62H64V61H63ZM68 62H69V64L71 63L70 61H68ZM81 62H84V61L82 60ZM81 62H80V63H81ZM116 62H117V61H116ZM127 62H128V61H127ZM46 63H47V62H46ZM46 63L43 62V63H41V65H42V64L44 65V64H46ZM48 63H47V65H49ZM54 63H51V64H54ZM65 63H67V60H65ZM65 63L62 64V65H65ZM91 63H92V65H93L94 62L91 61ZM97 63H98V62H96V64H97ZM106 63H107V62H106ZM109 63H110V61H109ZM109 63H108V64H109ZM111 63H112V62H111ZM111 63L109 64L110 66H111ZM114 63H115V62H113V64H114ZM139 63H140V62H139ZM19 64H20V65H19ZM60 64H61V63H60ZM83 64L85 65V62H84ZM87 64H88V62H87ZM98 64H99V63H98ZM98 64H97V65H98ZM102 64H104V63H102ZM128 64H129V63H128ZM131 64H132V62H131ZM131 64H130V65H131ZM141 64H142V63H141ZM38 65H39V64H38ZM38 65H37V66H38ZM47 65H45V66H47ZM54 65H55V64H54ZM70 65H71V64H70ZM81 65H82V64H81ZM97 65H96V66H97ZM105 65H106V64H105ZM18 66H22V67L20 68V67H18ZM67 66H68V63H67ZM79 66H80V64H79ZM94 66H95V65H94ZM135 66H136V67H135ZM135 66H133L132 68H130V67H128V68L134 70V67L137 68L138 65H135ZM9 67H11V68H13V67H16V68H17V67H18V69H19V68L22 69V70L19 69V71H21L20 74H19V72H18V74H16V75H20V77H19V78H20V79H19L20 81H17L18 79L16 78V76H15L14 74H13V75H14L15 77L13 76L12 78H16L17 80H16V79H14V80L12 79V80H11V79L9 78V72L7 71ZM51 67H53V68L51 69ZM72 67H73V65H72L71 67L68 66L67 68H70V69H71ZM76 67H77V66H76ZM82 67H83V66H80V69H82ZM97 67H99V66H97ZM102 67L105 68L106 66L103 65ZM108 67H109V66H108ZM108 67L106 68L107 70H108ZM112 67H114V66H112ZM126 67H127V66H126ZM85 68H86V67H85ZM90 68H91V66H90ZM92 68H94V67L92 66ZM92 68H91V69H92ZM62 69H63V68H62ZM70 69H69V70H70ZM72 69H73V68H72ZM72 69H71V71H72ZM74 69H75V68H74ZM87 69H88V68H87ZM87 69H85L84 71H86ZM95 69H96V68H94V70H95ZM100 69H101V67H100ZM106 69H102V70L105 71ZM112 69H114V71H115V68H112ZM112 69H109L108 71H111ZM119 69L121 70V68H118V70H119ZM126 69H127V68H125V70H126ZM14 70H15V69H14ZM16 70H17V69H16ZM37 70H38V71H37ZM97 70H99V68H98ZM127 70H128V69H127ZM127 70H126V71H127ZM17 71H18V70H17ZM61 71H62V73H61ZM92 71H93V70H92ZM95 71H96V70H95ZM99 71H101V70H99ZM104 71H103V72H104ZM112 71H113V70H112ZM112 71H111V72H112ZM129 71L131 72V70H129ZM129 71H128V72H129ZM47 72H48V71H46L45 73L47 74ZM65 72H66V71H65ZM67 72H68V71H67ZM67 72H66V73H67ZM77 72H80V71H77V69H76V73H77ZM93 72H94V71H93ZM96 72H98V71H96ZM119 72H120V71H119ZM119 72H118V73H119ZM121 72H122V71H121ZM128 72H127V73H128ZM130 72H129V73H130ZM135 72L138 73V71H136V70H135ZM135 72H134V74H135ZM10 73H11V71H10ZM12 73H13V72H12ZM15 73H16V72H15ZM37 73H38V75H39L38 78H39V79L41 78V79H40V80H41L40 82L43 83V85L40 86V85L38 84V83H40V82H38V81L36 82V81H35V82L39 85V86H38V85L36 84V85H37V88L42 87V88H40V90H38V92L41 91L39 94H38V93H35V91H36L37 89L34 90V88H31V84H30V83H32L31 81H33V80L35 79V78L33 79V76L36 75ZM42 73H43V74H42ZM51 73H52V72H50V74H51ZM76 73H75V74H76ZM84 73H85V72H84ZM87 73H88V72H87ZM100 73H101V72H100ZM114 73H116V72H114ZM77 74H78V73H77ZM82 74H83V73H82ZM85 74H86V73H85ZM101 74H102V76H103L104 73H101ZM101 74H100V75H101ZM107 74H108V73H107ZM138 74H139V73H138ZM11 75H12V74H11ZM44 75H45V74H44ZM47 75H48V74H47ZM70 75H71V74H70ZM86 75H87V74H86ZM94 75H95V74H94ZM94 75H93V76H94ZM97 75H99V74H97ZM105 75H106V74H105ZM111 75H113V73L110 74V77H111ZM0 76H1V75H0ZM62 76L64 77V76H66V75L64 74V75H62ZM73 76H74V75H73ZM93 76L90 77V78H92V80H94V81L99 82V80H100L99 78H100V77L96 80V79H93ZM102 76H101V77H102ZM108 76H109V75H108ZM113 76H114V75H113ZM115 76H116V75H115ZM129 76H130V75H129ZM132 76H133V73H132ZM132 76H131V77H132ZM135 76H136V75H135ZM10 77H11V76H10ZM51 77H53V76H51ZM74 77H75V76H74ZM87 77H88V76H87ZM94 77H95V76H94ZM103 77H106V78H107V75H106V76H103ZM110 77H108V79H107V82H108V83H109L108 80L110 79ZM119 77H120V76H119ZM119 77H118V76L115 77L116 80H117V78H119ZM133 77H134V76H133ZM133 77H132V80H133L134 78H136V77H134V78H133ZM38 78L36 77V79H38ZM60 78H61V77H60ZM65 78H66V77H65ZM75 78H77V77H75ZM79 78H80V77H79ZM79 78L77 79V81L79 80ZM90 78L88 77L87 79H90ZM96 78H97V77H96ZM111 78H113V77H111ZM121 78H122V77H121ZM124 78H125V77H123L122 79H124ZM43 79H44V80H43ZM54 79H55V78H54ZM67 79H69V76L67 77ZM67 79H65V80L67 81ZM70 79H71V78H70ZM70 79H69V80H70ZM85 79H86V77H85L84 79H82V80L84 81ZM103 79H104V78H103ZM103 79H102V81H103ZM113 79H114V78H113ZM119 79H120V78H119ZM119 79H118L117 81H118V82H119V81L121 82L122 79H120V80H119ZM161 79H162V78H161ZM30 80H31V81H30ZM50 80H51V79H50ZM65 80H63V81L65 82ZM72 80H73V78H72ZM72 80H71V83H73ZM105 80H106V79H105ZM116 80H115V81H116ZM134 80H135V79H134ZM143 80H144V79H143ZM148 80H149V79H148ZM156 80H157V79H156ZM0 81H1V79H0ZM5 81H3V82H5ZM56 81H57V80H56ZM59 81H60V80H59ZM74 81H75V79H74ZM80 81H81V80H80ZM80 81H78V82H80ZM94 81H88V82H91V83H92V82H94ZM100 81H101V80H100ZM111 81H112V80H111ZM123 81H124V80H123ZM127 81H128V80H127ZM158 81H159V80H158ZM47 82H50V81L47 80ZM53 82H55V80H54ZM53 82H52V83H53ZM60 82H61V81H60ZM64 82H63V83L61 82V83L64 84ZM78 82H76V84H77ZM97 82H94V83H96L95 85H97ZM103 82H104V81H103ZM139 82H141V81H139ZM33 83H34V82H33ZM41 83H40V84H41ZM52 83H50V84H52ZM67 83L69 84V81H68ZM67 83H65L64 86H65ZM86 83H87V82H86ZM99 83H101V82H99ZM99 83H98V84H99ZM112 83H113V82H112ZM112 83H111V88H112V86H113ZM124 83H125V81H124ZM126 83H127V82H126ZM4 84H5V83H4ZM54 84H55V83H54ZM78 84H81V85H82L81 82L78 83ZM103 84H104V83H103ZM129 84L132 85L131 83H129ZM46 85H47V84H46ZM46 85H45V86H46ZM52 85H53V84H52ZM56 85H58V84L56 83V84H55V87H56ZM92 85H93V84H92ZM108 85H109V84H108ZM114 85H117V84L114 83ZM53 86H54V85H53ZM64 86H63V87H64ZM68 86L71 87L72 84H71V85H68ZM78 86H79V85H78ZM82 86H83V85H82ZM86 86H87V84H86ZM105 86H106V85L104 84V87H105ZM117 86H118V85H117ZM117 86H116V89H117ZM127 86H128V85H127ZM0 87H1V86H0ZM63 87H60V88L62 89ZM72 87H73V86H72ZM72 87H71V88H72ZM98 87H99V86H98ZM108 87H109V86H108ZM113 87H114V86H113ZM121 87H122V90H123V89H124L123 87H126V86H124V84H123V86H121ZM129 87H131V86H129ZM129 87H126V88H127V89L125 88L126 90L124 89V91H127V90H128V91H127L128 93L125 92V93H127L126 96H128V97H129L130 94H132V93L129 94V89H128ZM135 87H136V86H135ZM135 87H134V89H135ZM50 88H51V87H49V90H50ZM71 88L69 89V90H70L69 93H70L71 96H72V93H71L72 89H71ZM84 88H85V87H84ZM101 88H103V87L101 86ZM106 88H107V87H106ZM0 89L2 90V87H1ZM30 89H31V90H30ZM43 89H44V90H43ZM51 89H52V88H51ZM53 89H54V87H53ZM53 89H52V90H53ZM56 89H57V88H56ZM56 89H54V90L58 93L59 91L56 90ZM61 89H60V90H61ZM86 89L88 90V88H86ZM89 89H90V88H89ZM103 89H104V88H103ZM107 89H109V88H107ZM112 89H113V93H114V89H115V88H112ZM118 89H120V88H118ZM118 89H117V90H118ZM132 89H133V88L131 87V90H132ZM138 89H139V87H138ZM87 90H85V91H87ZM105 90H106V89H105ZM105 90H104V91H105ZM120 90H121V89H120ZM120 90H118V91L115 90V92H117V94H118V92H119ZM135 90H137V89H135ZM142 90H143V89H142ZM55 91H54V92H55ZM66 91H67V93H68V90H66ZM73 91H74V90H73ZM76 91H77V89H76ZM85 91H84V92H85ZM132 91H133V90H132ZM46 92H47V91H46ZM46 92H45V93H46ZM54 92H53V93H54ZM63 92H64V93H63ZM74 92H75V91H74ZM106 92H107V91H106ZM130 92H131V91H130ZM149 92H150V91H149ZM62 93H63V94L66 93L65 90H64V88L62 89ZM67 93H66V95L68 96L69 94H67ZM75 93H76V92H75ZM77 93H78V91H77ZM77 93H76V94H73V97H74V96L77 97V96H76V95H78ZM85 93H87V92H85ZM88 93H89V92H88ZM88 93H87V94H88ZM91 93H92V92H91ZM91 93H89V94H91ZM101 93H102V92H101ZM104 93H105V92H104ZM120 93H122V92H120ZM120 93H119V94H120ZM125 93H124V94H125ZM138 93H139V91H138ZM35 94H38L37 96H39L40 99H39V97L34 96ZM58 94H60V93H58ZM96 94H97V93H96ZM98 94H99L100 96H103V95H101L99 92H98ZM109 94H110V93H109ZM119 94H118V95H119ZM128 94H129V95H128ZM1 95H2V94H1ZM46 95H47V94H46ZM50 95H51V93H50ZM66 95H65L64 98H63V100H65V101H66L65 98L67 97ZM84 95H85V94H84ZM92 95H93V94H92ZM94 95H95V94H94ZM94 95H93V96H94ZM113 95L116 96V94H112V97H114ZM121 95H122V94H121ZM121 95H120V98L122 99ZM135 95H136V94H135ZM137 95H138V94H137ZM47 96H48V95H47ZM52 96H56V95H52ZM58 96H60V95H57V97H58ZM80 96H81V95H80ZM80 96H78L77 98H80ZM122 96H123V95H122ZM126 96H123V97H124V99H122L123 101L126 100V99H125ZM131 96H132V95H131ZM146 96H147V94H146ZM0 97H1V96H0ZM57 97H56V98H57ZM73 97H70V99H72ZM86 97H87V96H86ZM95 97H97V95H96ZM106 97H107V96H106ZM106 97H105V98L102 97L101 100H103V98H104V100H105ZM118 97H119V96H118ZM118 97H117V98H118ZM34 98H35V101H36V99L38 98L36 102L34 101ZM43 98H44V97H43ZM53 98H54V97H53ZM61 98H62L61 96L58 97V100L61 99ZM77 98H76V99H77ZM97 98H98V97H97ZM99 98H100V97H99ZM46 99H47V98H46ZM68 99H69V96H68ZM68 99H67V101L69 102L70 100H68ZM83 99H84V98H83ZM127 99H129V98H127ZM142 99H143V97H142ZM6 100H7V99H6ZM58 100H57V99H56V100L54 99V102H56V101L58 102ZM63 100H62V101H63ZM72 100L74 101L75 99L73 98ZM78 100L81 101L82 99H78ZM88 100H89V98H88ZM91 100H93V99L91 98ZM98 100H99V99H98ZM104 100H103V102H104ZM115 100H116V98H115ZM115 100H114V101H115ZM119 100H120V99H119ZM130 100H132V101L135 100V97L132 98V99H130ZM9 101H8V103H9ZM51 101H52V105H51V103H48V102H47V103L50 104L51 107H52V106H55L56 103H55V105L53 104V99H51ZM59 101H61V100H59ZM67 101H66V103L64 102V103H62V104H61V102H59V104H60V105H58L59 107H58V108L56 107V108L58 109V111H61V113H62V115H60L61 118H62V119H60L61 121H59V116H55V115H57V113L55 114V113L53 112V110H56V108L53 107V109H52V113L55 114V115L53 114V115H54L53 118L55 119V117H58L57 120H58V122H60L58 125H59L60 128H61V131H60V129H59L58 126H54V127H56V128L59 129V130L56 131V137L59 136V135L61 134V132H62V134H63V140L61 139V140H62V145H60V148H62V146H64L63 142L66 143V141H67V133H68V132L66 133V131L70 129V128H68V127H69V122H70L71 120L74 119L73 121H71L72 123H70V125H72V126H71V127H72V130L75 131L77 134H76L75 132L72 131L73 133H75V136L73 135V137H72V135H70V137L74 138L75 140H76V138H77V140L80 141V140H82L81 137L83 138V136H86L87 141H86V139H85V140L83 139V140L86 142V143H85V146L87 147V146H89V144H90L92 150H91V152H90V156L88 157L89 160H88V161H87V160L85 161V162H88V163H86V166H87V167H84V166H83V165H84V162H83V165H82V163L80 164V162H79V165L77 164L78 167H77V168H75L76 166L74 167V168L77 170V172H76V175H77V176L74 178V177H73L74 175L71 176L70 173H68V174L70 175L69 177H70V178L73 177L74 180H73L72 178H71V179H70V178L67 179V178H68V174H65L66 177H67V178H66V179H67V184L71 182V183H72V187H71V183H70L69 186L66 185V183H65L66 179H65V180H62V178H61L62 176H61V175H64V174H60V173H58V174L61 176V177H60V180H58V183H59V181L61 182V180H62V182H61L62 185L60 186V188H61L60 190H61V191H60L59 194H58V196H60V201H61V203H60V205H59V206H61V208H60L61 210H60V211H57V210H59V209H55V210H56L57 212H61V216H62L61 219H62V223H63V224H62V228H61V237L65 236V235L67 236V230H68V229H67V228H68V226H67V224H68V223H67V217H68V216H71V215H72V216L76 217L75 220H72V218H70L71 220H68V222H70V221L74 222V221H75L76 223H74V224L72 223V225H74V227H75V224H78V226L81 224V223L79 224V222L77 223V221L80 219V214L82 213V214H83V217L86 216V215H84V213H83L84 210H88V211H89V212H88L89 214H90V212H92L93 214L95 213V214L101 216V215H105V214H101V212H104V211H102L103 208L105 209V208H107V206H108V205L106 204L107 202H106L105 198L103 199L102 192H101L102 190L100 189V186H103L104 188H106V186H104V185H107L108 180L106 179V182L103 181V179L105 180V178H106V177H104V175H102L103 173L101 174V176L103 177V179H102V177H100L98 174H96L98 171H96V166H95L96 164L93 163V162H95V161L97 162V161H100V160H101V158H99V157L96 156V154H99V153H100V152H98L99 149L97 150V148H96V146H97L96 140H98L99 138L97 137L98 139L95 140V137H94V134H93V130L90 129L88 132L85 131V130H83L84 128H90V123H89V121H88V125H87V123H86L87 119L89 120L90 118H87V119H85L86 121H83L84 117H86V115H85V116H83V115H84V114H89L88 116H90V113H86L88 110L85 111V110L83 109V110L85 111V113H83L84 111L81 110L82 108H84L83 106H86L85 104L83 105V103H82L84 100L81 101V103H82L83 106H82L81 104H80V106H79V107L82 106L81 109H80L78 106H76V105H78V104H76V105L74 104L75 106L73 105L74 108H72V110L69 108V105H72L73 103L70 101V102H69V105H67V103H68ZM75 101H76V100H75ZM75 101H74V102H75ZM80 101H79V102H80ZM105 101H106V102H104L105 104H106V103H108V104H109V103L112 104V103H111L112 101H111L110 98H109V101H111V102H109V101L107 102V99H106ZM114 101H113V104H112V105H114ZM123 101H122V102H123ZM126 101H127V100H126ZM0 102H1V101H0ZM4 102H5V101H4ZM31 102H32V103H31ZM79 102H78V103H79ZM88 102H90V100H89ZM118 102H119V101H118ZM122 102H121V103H122ZM130 102H131V101H130ZM130 102H129V103H130ZM135 102H136V101H135ZM135 102H134V104H135ZM138 102H139V101H138ZM138 102H136V103H137V106H136V107H139L138 105H140V104H138ZM5 103H6V102H5ZM34 103H35V104H34ZM70 103H72V104H70ZM75 103H77V102H75ZM91 103H93V102H91ZM91 103H90L89 105H90V106H94V109H95V105H94V103H93V105H92ZM104 103H103V104H104ZM86 104H87V103H86ZM97 104H98V103H97ZM101 104H102V102H100V104H99L100 109H102V108H101ZM119 104H120V103H119ZM126 104H127V103H126ZM131 104H133V103L131 102ZM141 104H142V102H141ZM0 105H1V107L3 106L2 104H0ZM5 105H6V104H5ZM46 105H47V104H46ZM89 105H88V108H87V109H89ZM106 105H107V104H106ZM106 105H105V106H106ZM112 105H111V106L109 105L108 108L112 107ZM115 105H116V104H115ZM148 105H149V104H148ZM48 106H49V105H48ZM56 106H57V105H56ZM66 106H68V108H69L68 110H71V111H72L71 113L74 112L75 107H76V108L78 107V109H79V111H78V109H76V110H77L76 112L78 113V114L76 113V117H75V114H74L75 112L73 113V115H71V116L74 117V118L71 119V117H70V118L68 117V119H69V122H68V123H65V121L67 122V118H66L67 115H66V117H65V113L67 112V107H66ZM125 106H126V105H125ZM140 106H141V105H140ZM1 107H0V108H1ZM4 107H5V106H4ZM6 107H5V109H6ZM45 107H47V106H45ZM71 107H72V106H71ZM115 107H116V106H114V108H115ZM128 107H129V106H128ZM130 107H131V106H130ZM90 108H91V107H90ZM96 108H97V106H96ZM98 108H99V107H98ZM104 108H105V107H103V110H104ZM106 108H107V106H106ZM108 108L106 109L107 111H108ZM134 108H135V106H134ZM142 108H143V107L141 106V109H142ZM40 109H41V112H42V113L40 112ZM43 109H44V108H43ZM100 109H99V110H100ZM135 109H136V108H135ZM1 110H2V108H1ZM50 110H51V109H50ZM90 110H91V109H90ZM95 110H96V109H95ZM95 110H94V111H95ZM110 110L112 111L113 108H111ZM114 110H115V109H114ZM114 110H113V111H114ZM117 110H118V108H116V111H117ZM128 110H129V109H128ZM131 110H133V109H131ZM150 110H151V109H150ZM56 111H57V110H56ZM101 111H102V110H101ZM107 111H106V112H107ZM118 111H119V110H118ZM120 111H121V110H120ZM122 111H124V110L122 109ZM139 111H141V110H139ZM89 112H90V111H89ZM92 112H93V111H92ZM92 112H91V113H92ZM95 112L97 113V111H95ZM95 112H93V114H91V116L94 115ZM151 112H152V110H151ZM6 113H7V111H6ZM11 113L9 114V116L11 115ZM50 113H51V112H50ZM67 113H68V112H67ZM67 113H66V114H67ZM96 113H95V114H96ZM103 113H105V112H102V114H103ZM111 113H112V112H111ZM114 113H115V112H114ZM114 113H112V114H114ZM119 113H120V112H119ZM124 113H126V112H124ZM124 113H123V114H124ZM133 113H134V112H133ZM143 113H144V112H143ZM152 113H153V112H152ZM58 114H59V112H58ZM68 114H69L68 116H70V111H69ZM102 114H101V115H102ZM120 114H121V113H120ZM126 114H127V113H126ZM128 114H129V113H128ZM141 114H142V113H141ZM4 115H5V114H4ZM47 115H49V114H47ZM114 115H115V114H114ZM114 115H113V117H114ZM30 116H28V117H30ZM36 116H37V115H36ZM43 116H44V115H43ZM77 116H78V117H77ZM98 116H100V115H98ZM109 116H112V115H110V112H109ZM116 116H117V115H116ZM118 116H119V115H118ZM123 116H124V115H123ZM129 116H130V115H129ZM26 117H27V116H26ZM28 117H27V118H28ZM31 117H32V116H31ZM46 117H49V116H46ZM51 117H52V116H51ZM63 117H64L65 119H63ZM92 117H93V116H92ZM96 117H97V116H96ZM142 117H143V116H142ZM11 118H12V116H11ZM11 118H9V122L12 121ZM39 118H40V117H39ZM49 118H50V117H49ZM53 118H52V119H53ZM75 118H76V119H75ZM93 118H95V116H94ZM97 118H101V117H97ZM97 118H95V121L97 120ZM107 118H108V117H107ZM125 118H127V122H126V123H129V122H128V120H129L128 117L125 116ZM125 118L123 117V120H125ZM137 118H138V115H137ZM0 119H1V118H0ZM32 119H34V118H32ZM41 119H42V118H41ZM91 119H92V118H91ZM101 119H102V118H101ZM104 119H105V118H103V121H104ZM115 119H117V118H115ZM140 119H141V117H140ZM143 119H144V118H143ZM50 120H51V119H50ZM50 120H49V121H50ZM55 120H56V119H55ZM93 120H94V119H93ZM112 120H113V119H112V117H111V122H112ZM123 120H122V121H123ZM137 120H138V119H137ZM32 121H33V120H32ZM45 121H48V119L45 120ZM75 121H76V122H75ZM97 121H99V120H97ZM105 121H106V120H105ZM117 121H118V120H117ZM117 121H116V123H118L120 120H119L118 122H117ZM125 121H126V120H125ZM125 121H124V122H125ZM148 121H149V119H148ZM12 122H14V121H12ZM50 122H51V121H50ZM53 122H54V121H52V123H53ZM55 122H56V121H55ZM82 122H83V123H82ZM92 122H94V121H92ZM99 122L102 123V121H99ZM113 122L115 123V121H113ZM113 122H112V123H113ZM138 122H139V121H138ZM5 123H6V122H5ZM52 123H51V125H52ZM108 123H110V122H108ZM108 123H107V124H108ZM114 123H113V124H114ZM119 123H122V122L120 121ZM140 123H141V121H140ZM140 123H139V125H140ZM146 123H147V122H146ZM153 123H154V122H153ZM11 124H12V123H11ZM33 124H32V125H33ZM55 124H56V123H55ZM92 124H93V123H92ZM110 124H111V123H110ZM122 124H123V123H122ZM129 124H131V122H130ZM142 124H143V123H142ZM13 125H14V124H13ZM13 125H11V126L14 128V126H15V125H18V124L15 123V125H14V126H13ZM32 125L29 124V126H30L31 128H30L29 126H28V128H30V129L32 130V132L34 133V135H36V132H37L38 129L36 130V124H34L35 126H34V125L32 126ZM51 125H50V123H49V125H45V126H44L43 130H44V132H45V136H44V134L42 133L43 131H39V132H40V133H39V134H40V135H39V136H40L39 139H40V140L42 139V140H41V143H40V140H39V143L42 145V147H44V148L47 147L48 149H49V147L46 146V145H48L49 140H51V139H50V136L47 137L46 135H47V132H50V131H48L47 128H51ZM56 125H57V124H56ZM96 125H97V123H96L93 127H95ZM102 125H103V123H102ZM114 125H115V128H116V127H117L116 124H114ZM114 125H113V127H114ZM117 125H119V124H117ZM127 125H128V124H127ZM139 125H138V126H139ZM144 125H145V122H144ZM86 126H87V127H86ZM104 126H105V125H104ZM123 126L125 127V125H123ZM135 126L138 127L137 124H135ZM146 126H147V125H146ZM16 127H19V126H15V128H16ZM119 127H120V126H119ZM119 127H118V128H119ZM121 127H122V126H121ZM142 127H143V125H142ZM142 127H141V128H142ZM144 127H145V126H144ZM96 128H97V127H96ZM96 128H95V131H96ZM98 128H99L100 131H101V130H103L104 127L102 126V127L100 128V124H99V125H98ZM109 128H111V126H110ZM109 128H108V127H107V128L105 127V129H104L102 132L105 133V132H106L105 130H107V129L109 130ZM6 129H7V128H6ZM18 129H19V128H18ZM18 129L16 130V132H18ZM30 129H29V130H30ZM116 129H117V128H116ZM120 129H121V128H120ZM132 129L134 130V129H136V128L134 127V128H132ZM132 129H131V131H132ZM138 129H140V128H138ZM138 129H136V130H138ZM0 130H1V129H0ZM13 130H14V129H12V131H13ZM23 130H24V127H23ZM126 130H127V129H126ZM136 130H134L133 132H135ZM35 131H36V132H35ZM58 131H60V134H59ZM70 131H71V129H70ZM97 131H99V130H97ZM100 131H99V132H100ZM109 131H110V130H109ZM116 131H117V130H116ZM123 131H124V129H123ZM131 131H130V137H131V139H132V136L134 137L133 134H135V133H133L132 136H131ZM138 131H139V130H138ZM24 132L28 133V131H26V130H24ZM84 132H85V133H84ZM91 132H92V133H91ZM110 132H112V131H110ZM127 132H128V131H127ZM53 133H54V131H53ZM53 133H52V134H53ZM70 133H71V132H70ZM96 133H98V132H96ZM107 133H108L107 135H109V136L111 137L112 134L110 135L109 132H107ZM112 133H115V132H112ZM118 133H122V131L120 130V132L118 131ZM118 133H117V134H118ZM137 133H138V132H137ZM137 133H136V135H137ZM139 133H140V132H139ZM139 133H138V135H137L138 137H136V138H140L139 135L144 134L143 130H142L141 134H139ZM24 134H25V133H24ZM57 134H59V135H57ZM71 134H72V133H71ZM101 134H103V133H101ZM101 134H100V135H101ZM123 134H124V133H122V135H123ZM0 135H1V134H0ZM14 135H15V134H14ZM37 135H38V134H37ZM76 135H77V136H76ZM103 135H106V134H103ZM107 135H106V136H107ZM120 135H121V134H120ZM120 135H119V136H120ZM122 135H121V136H122ZM31 136H32V134H31ZM39 136H38V137H39ZM61 136H62V135H61ZM61 136H60V138H61ZM68 136H69V135H68ZM98 136H99V134H98ZM106 136H105V138L108 137V136H107V137H106ZM124 136H126V135L124 134ZM124 136H122V137L125 138ZM26 137L29 138V139L32 138V137H29V136H26ZM56 137H55V138H56ZM99 137H100V136H99ZM102 137H103V136H101L100 138H102ZM112 137H114L115 139L117 138L116 135H114V136L112 135ZM126 137H127V136H126ZM141 137H142V136H141ZM147 137H148V136H147ZM84 138H85V137H84ZM105 138H104L105 143L107 142L106 146L109 145V143H110V145H113V146H114V142L111 141L112 138H111V139H110V138H109V139L107 138V140H106ZM5 139H8V138L6 137ZM56 139H57V138H56ZM56 139H55V142L57 141ZM68 139H69V138H68ZM140 139H141V138H140ZM144 139H145V138H144ZM149 139H150V138H149ZM61 140H60V142H61ZM72 140H73V139H72ZM72 140H71V141H72ZM75 140H74V141H75ZM77 140H76V141H77ZM100 140H101V139H100ZM102 140H103V138H102ZM104 140H103V141H104ZM112 140H113V139H112ZM116 140H117V139H116ZM122 140H123V139H122ZM126 140H127V139H125V141H126ZM33 141H34V140H33ZM53 141H54V140H53ZM79 141H78V142H79ZM84 141H83V144H84ZM98 141H99V140H98ZM98 141H97V142H98ZM114 141H115V140H114ZM127 141H128V140H127ZM131 141H133V140H131ZM137 141H138V139H137ZM147 141H148V140H147ZM6 142H7V141H5V143H6ZM10 142H12V141H10ZM10 142H9V140H8L7 143H10ZM55 142H54V143H55ZM58 142H59V138H58ZM68 142H69V141H68ZM81 142H82V141H81ZM87 142H90V143H87ZM108 142H109V143H108ZM133 142H134V141H133ZM149 142H150V140H149ZM37 143H38V142H37ZM42 143H44V145H45V143H47V144H46L45 146H43ZM50 143H51V144H50L49 146H51L52 144L54 145V143H52V140L50 141ZM56 143H57V142H56ZM98 143H99V142H98ZM105 143H104V145H105ZM128 143H129V142H128ZM138 143H139V141H138ZM40 144H39V145H40ZM59 144H61V143H58V146H59ZM81 144H82V143H81ZM83 144H82V145H79V143H78V145H79L81 148H82ZM86 144H88V145H86ZM118 144H119V143H118ZM118 144H117V145H118ZM124 144H126V142H123V145H122V146H125ZM13 145H14V144H13ZM25 145H26V144H24V146H25ZM72 145L74 146V144H72ZM78 145H77V146H78ZM98 145H99V144H98ZM136 145H137V144H136ZM139 145H140V143H139ZM24 146H23V147H24ZM28 146H29V145H28ZM65 146H66V145H65ZM65 146H64V147H65ZM79 146H78V147H79ZM85 146H84V147H85ZM99 146H101V144H100ZM102 146H103V145H102ZM106 146H105V147H106ZM126 146H128V145H126ZM137 146H138V145H137ZM14 147H15V146H14ZM25 147L27 148V145H26ZM25 147H24V148H25ZM42 147H41V149L44 150ZM52 147H53V146H52ZM54 147L57 148L56 145H55ZM110 147H111V146H110ZM128 147H130V146H128ZM135 147H136V146H135ZM7 148H8V147H7ZM24 148H23V150H24V152H25L26 149H24ZM38 148H40V147H38ZM38 148H37V149H38ZM47 148H46V150H47ZM56 148H55V149H56ZM74 148H76V146H74ZM87 148H90V147H87ZM100 148H101V147H100ZM103 148H104V147H102V149H103ZM122 148H123V147H122ZM139 148H140V147H138L137 149H139ZM16 149H17V147H16ZM50 149H52V148H50ZM63 149H65V148H63ZM68 149H69V147H68ZM111 149H112V148H110V150H111ZM113 149H114V148H113ZM129 149H131V148H129ZM129 149H128V150L125 149V150H126L127 152L130 151V153L133 152V151H131V150H129ZM18 150H19V149H18ZM29 150H31L30 147H29ZM42 150H41V151H42ZM46 150H45V151H46ZM52 150H53V152L55 153L54 148H53ZM56 150H57V149H56ZM59 150H60V151H63V150H61V149H59ZM71 150H72V149H71ZM114 150H115V149H114ZM114 150H112L113 153H114ZM117 150H118V149H117ZM119 150L121 151V149H119ZM119 150L116 151V152L119 153ZM142 150H143V148H142ZM0 151H1V150H0ZM41 151H40V152H41ZM45 151H44V153H45ZM48 151H50V150H48ZM48 151H47V152H48ZM73 151L76 152L74 149H73ZM88 151H89V150H88ZM112 151H110V153L107 152V151L101 153L102 156L104 157L102 160H105V159L108 160L109 158L114 157V156L117 157V156L114 155V154L111 155ZM134 151H136V150H134ZM139 151H140V149H139ZM1 152H2V151H1ZM10 152H12L14 155H16V152H17V154H18L19 151H15V152H14V151L10 150ZM10 152L8 151V154H9V155H7V156H10V155H11ZM53 152H52V153L50 152V154H54ZM65 152H66V151H64V153H62L63 156L66 155ZM67 152H68V151H67ZM85 152H86V151H85ZM123 152H124V150H123ZM5 153L7 154L6 151H5ZM5 153H4V154H5ZM31 153H32V150H31V152H29V154H31ZM41 153H42V152H41ZM59 153H60V152H59ZM124 153H125V152H124ZM130 153H129V155H130ZM13 154L11 155V157L8 158L9 160H10L11 158H14V157H15ZM25 154H26V153H25ZM35 154H36V152H35ZM47 154H48V153H47ZM57 154H58V153H57ZM83 154H84L83 151H80L79 154L76 153V155H78V160L80 159V161H82V160L84 159V156H85V155H83ZM85 154L88 155L87 152H86ZM132 154H134V153H132ZM147 154H148V153H147ZM19 155H20V154H19ZM19 155H18V157H21V156H19ZM38 155H41V154L39 153ZM43 155H44V157H45V154H43ZM43 155H42L41 157H43ZM55 155H56V153H55ZM60 155H61V154H59V156H60ZM124 155H125V154H124ZM126 155H127V154H126ZM7 156L5 155V157H7ZM24 156H25V155H24ZM51 156L53 157L54 155H50V156L48 157V159H50ZM69 156H70V155H69ZM121 156H122V155H121ZM134 156H135V154H134ZM147 156H148V155H147ZM18 157H17V158H18ZM41 157H40V158H41ZM54 157H55V156H54ZM56 157H57V155H56ZM86 157H87V156H85V158H86ZM100 157H101V156H100ZM118 157H120V156H118ZM118 157H117V158H118ZM130 157H133V156L131 155ZM142 157H143V156H142ZM25 158H26V156H25ZM46 158H47V155H46ZM57 158H59V157H57ZM62 158H63V157H62ZM62 158H61V159H62ZM136 158L138 159V156H137ZM136 158L133 157L132 159H136ZM8 159H7V158L5 159V158H3L2 156H0V164H2V166H5V167H6V165L4 164V162L8 161ZM36 159H38V158H36ZM36 159H35V160H36ZM48 159H46V160H48ZM52 159H53V160L55 159V162H56V163L58 162V161H56V158H51V160H52ZM115 159H116V158H115ZM118 159H119V158H118ZM121 159H122V158H121ZM262 159H263V158H262ZM11 160H12V159H11ZM17 160H22V158H21V159H17ZM32 160H33V159L30 158V163H32ZM44 160H45V158H44ZM44 160H42V161H43L42 164H43L44 167H45V164H44V163L46 162V160H45V162H44ZM53 160H52V161H53ZM110 160H111V159H109V162H110L112 165H113V163H115L113 166H111L112 168H113L114 166H116V165H117V168H118L119 166H122V165H120L121 162L118 164V163L115 162L116 160H115V161L112 160V161H113V163H112ZM124 160H125V159H124ZM129 160H130V159H129ZM143 160H144V159H143ZM15 161H16V160L14 159V161H13V163H12V167L9 168V169H12V168H13V166H14L13 164H15ZM26 161H27V158H26L25 161H24V162H25V165H23V166H24V167L26 166V168L23 167V169H24L23 171H25V170L27 169V164H28V162H26ZM36 161H37V160H36ZM40 161H41V159H40ZM60 161H61V160H60ZM69 161H71V159H70ZM75 161H77V160H74V161H72V162H70V163H71V164H73V163L76 164ZM131 161H132V160H131ZM131 161H130V162H131ZM136 161H137V160H136ZM261 161H262V160H261ZM261 161H259V162H257V163H260ZM62 162H63V160H62ZM65 162H66V161H65ZM100 162H101V161H100ZM118 162H119V161H118ZM134 162H135V160H134ZM7 163H9V161H8ZM7 163H6V164H7ZM10 163H11V162H10ZM16 163L18 164L19 162H16ZM26 163H27V164H26ZM30 163H29V164H30ZM33 163H35V161H33ZM33 163H32V165L30 164V166H28V168L30 167L29 169H31L32 167H34L33 165H35V164H33ZM36 163H37V162H36ZM46 163H47V162H46ZM49 163H50V162H48V164H49ZM53 163H54V162H53ZM56 163H55V165H56ZM63 163H64V162H63ZM103 163H104V162H103ZM103 163H102V164H103ZM107 163H108V161H107ZM124 163H126V162H124ZM252 163L254 164L253 161H252ZM59 164H62V163L59 162ZM59 164H58V165H59ZM74 164H73V165H74ZM98 164H101V163H98ZM111 164H110V165H111ZM129 164H130V163H129ZM261 164H262V162H261ZM10 165H11V164H10ZM15 165H16V164H15ZM51 165H52V164H50L49 167H50ZM62 165H63V164H62ZM73 165H72V167H73ZM104 165H105V163H104ZM108 165H109V163H108ZM118 165H119V166H118ZM131 165H133V162H132ZM138 165H139V164H138ZM257 165L260 166V164H257ZM19 166H22V163H21V165H19ZM19 166H18V167H19ZM31 166H32V167H31ZM36 166H37V165H35L34 168H36ZM56 166H57V165H56ZM56 166H55V167H56ZM64 166H65V165H64ZM69 166H70V165H69ZM125 166H126V165H125ZM255 166H256V165H252V166L250 165V167H252V168H254ZM259 166H256L257 172H259V170H258V168H257V167H259ZM37 167H38V169H36V170H34V171L31 169V170L34 172L35 175H36L35 171H37V170L39 171V169H40L39 166H37ZM49 167H48V169H49ZM59 167H60V166H59ZM103 167H104V166H103ZM126 167H128V166H126ZM133 167H134V166H132V168H133ZM135 167H136V166H135ZM135 167H134V168H135ZM139 167H140V166H139ZM262 167H264V163H263V165H261V168H262ZM1 168H2V167H1ZM6 168H8V167H6ZM45 168H46V167H45ZM68 168H69V167H68ZM68 168H67V169H68ZM100 168H101V167H100ZM106 168H107V166H105V167L103 168V170H105ZM115 168H116V167H115ZM115 168H113V169H115ZM140 168H141V167H140ZM261 168H260V174H261V172L263 171V170L261 171ZM3 169H4V168H3ZM21 169H22V168H21ZM43 169H44V168H43ZM52 169H54V165H53V168L51 167V170H49V171H53V172H54L55 169L58 171L57 167H56L54 170H52ZM62 169H63V166H62ZM62 169H61V171H62ZM121 169H122V168H120V169L118 170V172H119L120 174H121V172H123V170L121 171ZM124 169H125V168H124ZM129 169H130V165H129ZM31 170H30V172H31ZM56 170H55V171H56ZM69 170H71V169H69ZM69 170H68V172H70ZM109 170H110V169H109ZM125 170H126V169H125ZM5 171H6V170H5ZM14 171H15V167H14V170H12V172L14 173ZM38 171H37V174H38ZM43 171H44V170H43ZM57 171H56V176H58ZM61 171H60V172H61ZM107 171H108V168H107ZM112 171H113V170H112ZM112 171H110V172L112 173ZM114 171H116V170H114ZM120 171H121V172H120ZM126 171H127V170H126ZM252 171H254V170H252ZM30 172H29V173L27 172V174L25 173V175L30 174ZM40 172H41L40 175H42V173H43L42 170H41ZM58 172H59V171H58ZM62 172H63V171H62ZM71 172H73V170H72ZM110 172H109V173H110ZM124 172H125V171H124ZM132 172H133V171H132ZM135 172H136V171H135ZM250 172H251V171H250ZM255 172H256V170H255ZM255 172H254V173H255ZM257 172H256V173H257ZM17 173H18V172H17ZM23 173H24V172H23ZM31 173H32V172H31ZM98 173H101V172H98ZM105 173H107V172H105ZM111 173H110V174H111ZM113 173H114V172H113ZM113 173H112V174H113ZM3 174H4V173H3ZM11 174H12V173H11ZM34 174H32V176H33ZM112 174H111V175H112ZM117 174H118V173H117ZM124 174H125V173H124ZM124 174H123V175H124ZM5 175H6V174H5ZM53 175H54V174H53ZM53 175H50V174H49V176H51V177H49V178L47 177V178H48V179H51V178L53 177ZM65 175H64L63 177H65ZM94 175H95V176H94ZM96 175H98V178L96 177ZM106 175H108V174H106ZM115 175H116V174H115ZM123 175L121 174L120 176L122 177ZM252 175H253V174H252ZM28 176H29V175H28ZM30 176H31V174H30ZM30 176H29V177H30ZM32 176H31V177H32ZM36 176H38V175H36ZM42 176H43V177H42ZM42 176H41L42 178L45 177V176H44V173H43ZM112 176H113V175H112ZM126 176H127V175H125V176H123V177H126ZM262 176H263L262 181H263V183H264V175L262 174ZM31 177H30V179L27 178V177H25V178L29 179V181L31 182ZM99 177H100L101 179H100ZM115 177H116V176H115ZM255 177L258 178L259 175H258V176L255 175ZM33 178H34V177H33ZM39 178H40V177H39ZM39 178H38V179L36 178V180H40V185L42 186V184H43V186L41 187V188L43 189V187L46 186L47 184H46L45 182H42V178H40V179H39ZM57 178L59 179V177H57ZM253 178H254V177H253ZM44 179H45V178H44ZM44 179H43V180H44ZM99 179H100V180H99ZM112 179H113V178H112ZM115 179H116V178H115ZM122 179H123V178H122ZM122 179H121V181H122ZM69 180H71V181H69ZM258 180H260V179L258 178V179H256V181H255V180H253V181H255V184H256V182H257ZM44 181H45V180H44ZM51 181H52V180H51ZM63 181H64V182H63ZM102 181H103V182H102ZM116 181H117V180H116ZM32 182H33V180H32ZM32 182H31V183H32ZM144 182H145V180H144ZM31 183H30V184H31ZM35 183H36V182H34V184H35ZM118 183H120V182L117 181V184H118ZM122 183H123V182H122ZM132 183H133V182H132ZM135 183H136V182H135ZM32 184H33V183H32ZM34 184H33V185H34ZM38 184H39V182H38ZM44 184H46V185H44ZM48 184H49V182H48ZM59 184H60V183H59ZM59 184H57V185H59ZM111 184H112V183H111ZM33 185H32V187L37 186V185H34V186H33ZM55 185H56V184H55ZM57 185H56V187H58ZM138 185H140V184H138ZM108 186H109V185H108ZM110 186H112V185H110ZM133 186H134V185H133ZM253 186H254V185H253ZM257 186H258V184H257ZM47 187H48V186H46V188H47ZM70 187H71V188H70ZM261 187H262V186H261ZM7 188H8V187H7ZM34 188H35V187H34ZM37 188H38V186L36 187V189H37ZM58 188H59V187H58ZM117 188H118V186H117ZM117 188H116V189H117ZM254 188H256V187L254 186ZM258 188H259L260 192L258 193V191H257L258 194L255 193V194H256L255 196L258 195L257 199H256V198H255V199H256V200L262 199V204H264V184H263V187H262L263 190H262L260 187H258ZM0 189H1V188H0ZM2 189H3V187H2ZM31 189H32V188H31ZM107 189H109V188H107ZM118 189H119V188H118ZM58 190H59V189H58ZM58 190H57L56 192H58ZM110 190H111V189H110ZM129 190H130V189H129ZM30 191H31V190H30ZM38 191H39V188H38ZM43 191H44V190H42V192H43ZM45 191H46V190H45ZM45 191H44V192H45ZM48 191H49V189H48ZM105 191H106V190H105ZM115 191H116V190H115ZM131 191H132V190H131ZM133 191H134V190H133ZM31 192H32V191H31ZM107 192H108V191H107ZM110 192H111V191H110ZM37 193H38V192H37ZM37 193H36V194H37ZM45 193H46V192H45ZM104 193H105V192H103V194H104ZM134 193H135V191H134ZM48 194H49V193H48ZM52 194H55V193H52ZM111 194H112V193H110V195H111ZM116 194H117V193H116ZM135 194H136V193H135ZM253 194H254V193H253ZM39 195H40V194H39ZM45 195H46V194H43L42 196L45 198ZM112 195L115 196V194H112ZM127 195H129L128 192H127ZM40 196H41V195H40ZM49 196H50V195H48L47 197H49ZM56 196H57V195H56ZM104 196H105V194H104ZM117 196H122V197H123V195H122V194H119V193H118ZM30 197H32V196H30ZM30 197H28V198H30ZM34 197H36V196H34ZM105 197H106V196H105ZM124 197H125V195H124ZM128 197H129V196H128ZM132 197H134V196H132ZM138 197H140V196H138ZM138 197H137V198H138ZM259 197H260V198H259ZM51 198H52V197H51ZM51 198L49 197L50 202L53 201V199H51ZM53 198H54V197H53ZM100 198L103 199L102 202L99 200ZM108 198H109V197H108ZM125 198H126V197H125ZM125 198H122V199H125ZM134 198H135V197H134ZM249 198H250V197H249ZM24 199H25V198H24ZM35 199H36V198H35ZM106 199H107V197H106ZM110 199H112V198H109V200H110ZM122 199H121V200H122ZM141 199H142V198H141ZM253 199H254V198H253ZM255 199H254V200H255ZM31 200H32V199H31ZM36 200H37V199H36ZM126 200H127V199H126ZM34 201H35V200H34ZM103 201H105L106 203H105V202L103 203ZM118 201H120V200H118ZM128 201H129V200H128ZM248 201H249V200H248ZM252 201H253V200H252ZM41 202H42V201H41ZM46 202H47V201H44V203H46ZM50 202H49V203H50ZM53 202H54V201H53ZM53 202H52V204H53ZM100 202H101V204H100ZM242 202H243V201H242ZM37 203H38V202H37ZM44 203H42V204L44 205ZM49 203H48V204H49ZM122 203H123V200H122ZM126 203H127V202H126ZM243 203H245V202H243ZM243 203H242V204H243ZM255 203H256V201H255ZM115 204H116L115 206H118V204H117L116 202H115ZM46 205H47V204H46ZM54 205H55V204H54ZM113 205H114V204H113ZM121 205H124V204H121ZM142 205H143V204H142ZM243 205H245V204H243ZM243 205H242V206H243ZM253 205H254V204H253ZM25 206H26V205H25ZM50 206L52 207L53 205H49V206H47V209H46V210L49 211ZM236 206H237V205H236ZM238 206H239V205H238ZM240 206H241V204H240ZM242 206H241V208H242ZM255 206H256V205H255ZM27 207H28V206H27ZM48 207H49V208H48ZM53 207H54V206H53ZM243 207H244V206H243ZM247 207H248V206H247ZM30 208H31V207H30ZM45 208H46V207H45ZM112 208H113V207H112ZM115 208H116V207H115ZM115 208H113V209H115ZM120 208H121V207H120ZM236 208H237V207H236ZM236 208H235V209H236ZM244 208H245V207H244ZM244 208H243V210H245ZM51 209H53V208H51ZM113 209H111V210L114 211ZM116 209H117V208H116ZM126 209L128 210V208H126ZM253 209H254V208H253ZM253 209H252V210H253ZM40 210H41V209H40ZM55 210H54V211H55ZM135 210H136V209H135ZM254 210H255V209H254ZM48 211L45 212V213L48 214ZM108 211H109V210H108ZM119 211H120V209H119ZM233 211H235V210H233ZM239 211H241V210L239 209ZM239 211H238V212H239ZM105 212H106V211H105ZM117 212H118V211H116V214H117ZM120 212H123V210H121ZM120 212H119V213H120ZM125 212H126V211H125ZM125 212H124V213H125ZM134 212H135V211H134ZM134 212H133V213H134ZM136 212H137V211H136ZM35 213H36V212H35ZM43 213H44V210H43ZM92 213H91V214H92ZM119 213H118V215H121V216L124 215V214H122V213H121V214H119ZM126 213H127V212H126ZM47 214H46V215H47ZM85 214H87V213L85 212ZM93 214H92V215H93ZM110 214H114V215H115V213H113V212L110 213ZM130 214H131V213H130ZM46 215H44V216H46ZM48 215H49V214H48ZM48 215L46 216V218H45V217L43 218L44 221L47 219V217H49V218L51 219V217L48 216ZM58 215H59L58 218H60V214H58ZM58 215H57V216H58ZM97 215H96V216H97ZM118 215H117V216L115 215V216L118 218ZM132 215H133V214H132ZM134 215H135V214H134ZM238 215H239V214H237L236 217H237ZM37 216H38V215H37ZM72 216H71V217H72ZM89 216H90V215H89ZM106 216H107V215L101 217V219H106V221H104V222L102 221V223H105V222L107 223V221H108V223H110L109 220H110L111 218H113V217L108 218V219H109V220H108V219L106 218ZM112 216H113V215H112ZM121 216H119V217L121 218ZM124 216H128V217H129V215H126V214H125ZM240 216H241L240 218H241L242 221H243L242 212L240 213ZM262 216H263V215H262ZM92 217H94V215H93ZM116 217H115L114 220H117ZM122 217H123V216H122ZM238 217H239V216H238ZM90 218H91V216H90ZM90 218H89V219H90ZM94 218H96V217H94ZM123 218H125V217H123ZM123 218H122L121 220H125V221L127 222V220H126V219H123ZM126 218H127V217H126ZM131 218H132V217H131ZM131 218H128V219H129L128 221L131 222V220H134V221L136 220V219H134V217H133V219H131ZM135 218H137V217H135ZM258 218H259V217H258ZM50 219H47V220H49L51 224H54V222L52 223V220H50ZM84 219H85V218H84ZM89 219H86V221H89ZM91 219H92V218H91ZM91 219H90V221H91ZM130 219H131V220H130ZM238 219H239V218H238ZM47 220H46V221H47ZM81 220H82V219H81ZM98 220H99V219H98ZM98 220L96 219L95 221L98 222ZM112 220H113V219H112ZM257 220H258V219H257ZM259 220H260V219H259ZM118 221L120 222V220H118ZM118 221H115V222H118ZM140 221H141V220H140ZM56 222H57V221H56ZM91 222H92V221H91ZM97 222H95L94 225H89L88 227L86 226V228H88L89 230H93L94 232H96L95 238L105 239V234H106L105 232H106V230L104 229V227L101 228L102 225L99 226V225H98L99 222H98V223H97ZM119 222H118V223H119ZM138 222H139V221H138ZM45 223H46V222H45ZM57 223L60 224V222H57ZM70 223H71V222H70ZM108 223H107V224H108ZM113 223H114V222H113ZM120 223H121V222H120ZM120 223H119V225H120ZM132 223H133V221H132ZM135 223H136V222H134V224H135ZM87 224H89V223H86V225H87ZM100 224H101V223H100ZM110 224H112V223H110ZM116 224H117V223H116ZM116 224H114L115 227L110 226V225L108 224L109 227L106 226V227H107V230H108L110 227H112V229L114 228V230H116V229H115V228H116ZM126 224L128 225V223H126ZM126 224L124 225L125 227L127 226ZM103 225H104V224H103ZM239 225H240V224H239ZM258 225H260V224H258ZM47 226H48V223L46 224V227H47ZM55 226H56V225H55ZM69 226H71V225L69 224ZM117 226H118V225H117ZM130 226H131V228H130ZM130 226L127 227V228H128V229L130 228V230H131L133 226H132V225H130ZM260 226H261V225H260ZM122 227H123V223L121 224V227H120V228H122ZM125 227H123V229H124ZM137 227H138V226H137ZM242 227H243V226H242ZM47 228H48L49 230L46 229V228H45V229L48 230V231H52V230H50V229L52 228V226H51V228H50V226L47 227ZM72 228H73V227H72ZM117 228H119V226H118ZM139 228H140V227H139ZM70 229H71V227H70L69 230H68V234H69ZM77 229H78V230H81V229H79V227L76 228V230H77ZM110 229H111V228H110ZM112 229H111V232H113ZM57 230L59 231L58 228H57ZM57 230H56V231H57ZM82 230H83V229H82ZM85 230H86V229H85ZM85 230H84V231H85ZM89 230H87V231H89ZM119 230H120V229H119ZM130 230H128L127 232H129ZM133 230H134V229H133ZM54 231H55V230H54ZM54 231H53V232H54ZM117 231H118V230H117ZM117 231H116V232H117ZM122 231H124L123 233L126 232V230H122ZM131 231H132V230H131ZM131 231H130V233H128L127 235L130 234L129 236L134 237L135 234L132 233V232H134V231H132V232H131ZM73 232L75 233L76 231H73ZM80 232H81V234L83 235L84 232H83V231H80ZM49 233H50V232H49ZM51 233H52V232H51ZM58 233H59V232H58ZM71 233H72V231H71ZM74 233H73V235H77V234H74ZM86 233H87V232H86ZM113 233H114V232H113ZM117 233H118V235H119V233H120L121 237L123 236L121 232H117ZM131 233H132V234H131ZM135 233H136V231H135ZM55 234H57V232H55ZM59 234H60V233H59ZM99 234H101V235H99ZM109 234H110V232L107 234V236H108ZM111 234H112V233H111ZM50 235H51V234H50ZM69 235H70V234H69ZM73 235H72V236H73ZM78 235H79V237H80V234H79V233H78ZM87 235H88V234H86V236H87ZM133 235H134V236H133ZM58 236H59V235H57L56 237H58ZM83 236H84V235H83ZM90 236H91V235H90ZM110 236H111V235H110ZM110 236H109V237H110ZM112 236H115V235H112ZM112 236H111V239L113 238ZM52 237L55 238V240H56V237H54V236H52ZM52 237H50V238L53 239ZM115 237H116V236H115ZM125 237L127 238L126 234H125ZM125 237H124V238H125ZM58 238H59V237H58ZM58 238H57V239H58ZM71 238L74 240V237H71ZM75 238H78V236L75 237ZM87 238H88V237H87ZM128 238H129V237H128ZM134 238H135V237H134ZM136 238H137V236H136ZM62 239H63V238H62ZM93 240H94V239H93ZM120 240H121V239H120ZM129 240H130L132 243H135V242H134V239H130V238H129ZM135 240H136V239H135ZM137 240H138V238H137ZM137 240H136V241H137ZM57 241H58V240H57ZM68 241H70V240H68ZM74 241H75V240H74ZM83 241H84V240H82L81 242L83 243ZM91 241H92V240H91ZM96 241H97V240H96ZM107 241H108V240H107ZM126 241H127V243L129 244L128 239H127ZM85 242L87 243V240H85ZM97 242H100V240L97 241ZM102 242H103V241H102ZM102 242H100V243H102ZM105 242H106V240H105ZM109 242H110V241H108V244H109ZM112 242H113V240H112ZM131 242H130V243H131ZM113 243H114V242H113ZM57 244H59V243H57ZM83 244H84V243H83ZM90 244H92V243L90 242ZM93 244H94V242H93ZM93 244H92V245H93ZM96 244H97V243H96ZM59 245H60L61 247H63L62 244H59ZM71 245H72V244H71ZM94 245H95V244H94ZM99 245H100V244H99ZM103 245H104V244H103ZM114 245H115V244H114ZM114 245H113V244H112V245L110 244V246H112V247H113ZM129 245H130V244H129ZM132 245L134 246V244H132ZM132 245H131L130 247H133ZM60 246H59V248H57V249H60V248H61ZM65 246H66V245H65ZM75 246H76V245H75ZM80 246H81V244H80ZM80 246H79V244H78V247H80ZM83 246H84V245H83ZM110 246H109V247H110ZM95 247H96V246H94V247H92V248H95ZM105 247H106V246H105ZM109 247H108V248H109ZM138 247H139V246H138ZM53 248H54V247H53ZM80 248H81V247H80ZM102 248H103V247H102ZM102 248L100 247V250H101ZM108 248H106V251H107ZM110 248H111V247H110ZM110 248H109V249H110ZM114 248H115V249H117V248L119 249V247L116 248L115 246H114ZM114 248H113V249H114ZM61 249H62V248H61ZM61 249H60V250H61ZM64 249H65V248H64ZM69 249H71V248H69ZM69 249H68V250H69ZM74 249H76V248H74ZM81 249H82V248H81ZM97 249H98V247H97ZM97 249H96V250H97ZM115 249H114V250H115ZM118 249H117V250H118ZM120 249H122V248H120ZM120 249H119V250H120ZM84 250H85V249H84ZM88 250H92V249H88ZM96 250H95V251H96ZM117 250H116V251H117ZM133 250H134V247H133ZM137 250H138V249H137ZM57 251H58V250H57ZM66 251H67V250H66ZM86 251H87V250H86ZM95 251H93V252L91 251V252H92L93 254H94V253H97V252H95ZM108 251H109V250H108ZM111 251H112V249H111ZM116 251L113 253L114 256H115V253L119 252V251H117V252H116ZM120 251H121V250H120ZM68 252H70V250H69ZM68 252H67V254H68ZM99 252H100L99 255H101V254H102L101 251H99ZM102 252H103V251H102ZM112 252H113V251H112ZM62 253H63V252H62ZM70 253H71V252H70ZM70 253H69V254H70ZM85 253H87V252H84L83 254H85ZM126 253H127V252H126ZM139 253H140V252H139ZM87 254H89V253H87ZM104 254H105V253H104ZM104 254H103L102 256H104ZM124 254H125V253H124ZM94 255H95V254H94ZM94 255H93V256H94ZM96 255H97V254H96ZM107 255H108V254H107ZM73 256H74V255H72L71 257H73ZM77 256H79V257L81 258V256H80L79 254H77ZM82 256H83V255H82ZM90 256H92V255H90ZM66 257H67V256H66ZM79 257H73V258H75V260H77ZM96 257H97V256H96ZM96 257H95L94 259H96V260H97V258L101 259V258H100L101 256H100V257H97V258H96ZM106 257H107V256H106ZM106 257H105V258H106ZM112 257H113V256H112ZM115 257H117V256H115ZM119 257H120V256H119ZM126 257H127V256H126ZM67 258H68V257H67ZM69 258H70V257H69ZM69 258H68L67 260L70 261V259H71V262H72V259H73V258H70V259H69ZM76 258H77V259H76ZM82 258H84V257H82ZM102 258H103V257H102ZM110 258H111V255H110ZM113 258H114V257H113ZM117 258H118V257H117ZM121 258H122V257H120V259H121ZM101 260H102V259H101ZM107 260H108V258H107ZM131 260H132V258H131ZM77 261H79V259H78ZM90 261H91V263H89V262H88V263H89V264H93V263H92L93 259H91ZM94 261H95V260H94ZM94 261H93V262H94ZM103 261H104V260H102L101 262H103ZM108 261H109V260H108ZM111 261H112V260H111ZM111 261H110V262H111ZM116 261H118V260H115V262H116ZM121 261H123V260H121ZM85 262H86V261H84V264H85ZM113 262H114V261H113ZM113 262H111V263L113 264ZM129 262H130V261H129ZM78 263H79V262H78ZM78 263H77V264H78ZM86 263H87V262H86ZM88 263H87V264H88ZM98 263H99V261H98ZM98 263H97V264H98ZM103 263H105V262H103ZM111 263H110V264H111ZM116 263H117V262H116ZM116 263H115V264H116ZM122 263L126 264V261H124V262H122ZM66 264H67V263H66ZM79 264H80V263H79ZM81 264H83V262H82ZM106 264H107V263H106ZM108 264H109V263H108ZM131 264H132V263H131Z\"/></svg>",
    "mask_w": 264,
    "mask_h": 264
}]
</instances>
